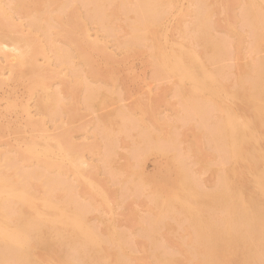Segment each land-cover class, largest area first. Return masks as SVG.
Returning <instances> with one entry per match:
<instances>
[{"label": "rangeland", "instance_id": "rangeland-1", "mask_svg": "<svg viewBox=\"0 0 264 264\" xmlns=\"http://www.w3.org/2000/svg\"><path fill=\"white\" fill-rule=\"evenodd\" d=\"M13 1L12 0L10 1L0 0L3 10L6 12V13L4 12V15L0 13L2 17L4 16V18L0 16V26H1L0 29L1 30L4 29L3 31H6L10 28H13L14 25L17 26L19 24L22 29L24 28L23 37H25L24 38L25 40L27 39L26 41H28L27 42L28 46L26 47H28L29 49L24 48V50L27 51V55L26 57H24L25 60L21 62L20 55H19L20 49H17L11 45H7L8 47H5L4 44H0V47H2V50L0 49V54H1L0 55V68H2L0 69V181H1L0 199L3 198L0 200L1 201L0 205L2 206V207L0 206V208L3 209V210L0 209L1 210L0 212H2V214L4 213L3 215L0 213V218H4L5 220L3 222V219H0V230H1L0 235L6 236V237L4 236V238L3 236L2 237L0 236V241L5 242V243L0 242V244H2L0 246V264H4L5 262L7 264H26L27 262H28L27 264H35V262L37 264H53V262L54 264L55 262L57 264H61L64 261L65 262L68 261L67 259L70 260L68 264H75V263L82 264L81 262H83L84 260L85 261L83 264H95V263L96 264H112V263L113 264L115 263L116 264H174V263L175 264H187L188 262H190L188 264H199L201 261H203L201 262V264L203 263L205 264L206 262L208 263V261L209 262L213 261L211 262L212 264H217V263L218 264H228V263L238 264V262L240 261H241V264H246L247 262H248L247 264H250V263L251 264L252 263L253 264H264L263 263L264 247H262L264 246V239H263L264 232H262L263 235H260L262 233H259L258 232L259 229H256V228H261L260 231L261 230L263 231L264 229V224H263L264 223L263 221L264 219L263 218L264 217L263 215L264 214V211H263L264 210L263 209L264 208V186L260 183V180H257L261 178L262 175L260 174H262V172L264 171V169H262L261 167V166L264 167L263 165L264 159L259 156L261 155L259 154V152L261 151L260 153L263 152L262 156L264 157V150H263L264 149L263 147L264 146V139H263L264 138V128H263L264 118L262 117L264 115L262 114L264 113L262 112L264 111V108H262L264 106V105L262 106V104H264V101H262L264 99L263 97L264 95H262L264 94L263 93L264 89L261 90V88L264 86V83L258 84L264 81L263 79L264 78V74H263L264 58L260 59V53H262L264 57V47H263L264 46L263 45L264 44V35H263L264 34L263 33L264 23H260V24L258 23V21L259 22L264 21L263 20L264 0H245V1L243 0H161L162 2L160 0H145V1L144 0H137V1L136 0H67V1L59 0V2L58 0H46L47 2L45 0H37V1L35 0H13ZM56 1L58 3H56ZM151 1H153V3ZM250 1L254 3L253 4L254 6L251 7L252 3ZM62 2H64L65 4H63ZM117 3H118V6H117ZM256 3L259 5V7H257ZM9 5L13 8L14 11L11 10L12 8H10ZM38 7L41 9H39ZM149 7H152L153 11H151L152 8H149ZM254 7L257 8V9L255 8L257 12L253 10ZM32 8L33 9L37 8V9L33 11ZM42 8L44 9L47 8V10H44ZM245 8H247L249 11ZM241 9H243L244 11ZM159 10H161V12H159ZM251 10L254 11L255 13L252 12ZM36 11L40 17L36 13ZM99 11L101 15L99 14ZM250 11L252 13H250ZM14 12L16 14H14ZM45 12L47 14H45ZM94 12H96L97 15H95L96 13L93 14ZM241 12L242 14H244L243 16ZM5 14L7 16H5ZM133 15H136L134 16L135 18H132ZM34 16L38 17V23L33 24L31 22V19ZM81 16H83L82 20L80 18ZM237 16L239 18H237ZM76 17H77V21L79 24H77ZM6 18L8 19L6 20ZM16 19H17V23L20 20L18 24L15 22ZM5 20H6V23H5ZM9 20L11 23L9 22ZM252 20H255V21L252 22ZM95 21L97 22V24ZM244 21L246 23H244ZM255 22L257 23V25L255 24ZM98 25L100 29H98L99 28ZM246 25H248L247 26L248 28L246 27ZM198 26L201 28L200 30ZM86 27L88 28L86 29ZM173 29H175L174 32L183 31L182 33L184 34L178 33V32L172 33ZM83 31H86V32L88 31V34L86 32L84 33ZM205 31L208 32L207 34L209 35H206ZM82 32L84 33V35L82 34ZM195 32L197 34H195ZM200 32L201 34H199ZM85 35L88 36L86 37L87 39L90 38L88 41L91 40L92 44H89L90 42L86 43L87 39L85 38ZM175 35H177V37ZM182 35H184L183 39H182ZM200 35L201 36L206 35L207 36L206 38L208 39H205L203 36L201 37ZM28 36L29 38H27ZM196 36L201 37V38L198 37L201 43L196 40L197 39ZM173 37L174 38L176 37L179 40L174 39ZM211 37H213L212 40H211ZM84 38H85V41H84ZM195 40L197 41L199 45H196L197 43H195ZM204 40H205V45L207 44L208 45L213 44V45L212 46L210 45L211 47L210 46L207 47L208 46L207 45L204 48ZM217 41L219 43L215 44ZM30 42L32 43V46ZM39 43L41 44L40 46H39ZM169 43L172 45H169ZM86 44L88 45L87 47H86ZM79 45L80 46L83 45V47H80ZM183 45L186 48L183 47ZM219 45L221 48L218 47ZM43 46H45V48ZM169 46L175 47L176 50L173 49V47L171 48ZM54 47H56V49ZM76 47H77V50H76ZM199 47L201 48L198 49ZM31 48L32 50H34L33 52L35 54L37 53L36 55L32 52ZM37 48H42L40 49L41 52H39L40 50ZM178 48L181 50V52H183V54L184 53L186 54L182 55V53H180V50H177ZM202 48L205 52L202 50L203 52L202 51L201 52L203 54H200L199 51ZM6 49H8V51ZM12 49L13 51H11ZM195 49L198 53H196ZM5 50L7 52L10 51L9 54L6 53ZM42 51L46 53L43 54ZM169 51H171L169 55H166L168 53H165V52H169ZM215 51H217L218 54L212 57L213 56L212 54H214ZM259 51L260 53H258ZM12 52H15V53H12ZM94 52L96 53L94 54ZM38 54H40V56L42 57H40ZM163 54H165V56H163ZM189 54L192 55L191 60L188 59L191 56L187 57L189 56ZM199 54L202 57H204V59H206L207 61L202 59V57L200 58ZM209 54H211V56ZM8 55H11V56H8ZM15 55L16 57L19 58L18 60L19 63ZM93 55H95L96 58ZM262 55H261V58H262ZM48 56L49 58H47ZM160 56H162L163 58ZM168 56H170V58H168ZM182 56L187 57L186 59L188 60H186L185 57L183 58ZM160 58H162V60L164 59V61L160 60ZM176 58L180 61L183 67H185L186 69H189V71L191 70L193 71V72L191 71L192 76H193L191 78L193 79L184 78L181 74H180L181 76L179 75L180 78L179 76L175 75V72L173 69L174 66L172 64L175 63ZM193 58L195 60L197 59L196 62ZM48 60L51 62H48ZM189 60L191 61L190 63L184 62V61H189ZM193 61L196 65L198 63L199 67L201 66L200 70L202 72L199 70L198 66L192 63ZM215 61L217 62L215 63ZM256 61L258 62L257 65H256ZM164 62H166L165 64L166 67L164 65ZM99 63H101V65H99ZM110 63L114 67H112ZM160 63H162L163 65ZM167 65L169 66V68H167ZM100 66L102 67L104 66V68ZM211 66L214 72L210 69ZM214 66L218 69L219 72L218 71L216 72V69ZM16 67L19 68V70ZM99 68L101 69L102 73H100ZM103 69H106V70H103ZM54 70L56 71L54 72ZM171 72H172L173 77L170 76ZM220 72L222 73V75ZM260 72H262L263 74L262 77H261ZM215 73H217L216 74L217 76L215 75ZM14 75L16 77H14ZM106 75H109V76H106ZM42 76L44 77V79L42 78ZM197 76L200 79L203 78V80H201V82L200 80L199 81L196 80ZM205 76L207 78L209 76V79L210 78L211 79L210 80L208 79L207 81ZM259 76L261 78H259ZM12 77L14 79H12ZM212 77L217 82L212 80ZM79 78H80V81H78ZM242 78H244L247 82L248 81L249 82L247 83L245 80L244 81L246 83L243 82ZM176 79L178 81L175 83ZM236 79L239 82H236ZM46 80L48 83L46 82ZM189 80H191V82H189ZM77 81H78V84H77ZM211 81H213V83ZM216 83L218 84L216 85ZM219 83H222V84H219ZM27 84H30L31 87ZM257 84L258 86H254ZM41 85L42 86L45 85L43 86L44 88ZM205 86L208 87L210 90L206 88ZM230 86L231 88L233 87H236V88H234L233 90L230 88ZM26 87L28 88L26 89ZM215 87L218 91L214 89ZM237 87L240 89L237 90L238 89ZM34 88H37V89H34ZM51 90H53V92H51ZM220 90L222 91L223 94L221 93ZM260 90L262 91L261 93H260ZM242 91L245 92V94ZM248 92H251V94L250 93L248 94ZM254 92H257V93H254ZM35 93L36 94L38 93V94L36 95ZM44 93H47L45 94L47 95V97L44 96ZM239 93H242L243 95ZM253 93L257 94L259 98H257V96H255ZM218 94L221 96H219ZM222 96L226 98L225 99L226 101L223 100L224 98ZM253 96H255L256 98L255 97L253 98ZM41 97L46 98L48 101L45 99H42ZM43 100H45L46 103H44L45 101ZM57 100H60V102ZM231 100H232V104H230ZM50 101L51 102L54 101V102L51 103ZM39 102H41V104ZM12 103L14 104L13 106H12ZM16 103L17 105L18 104L19 105L16 106ZM220 103L224 104V106L221 105ZM253 103L255 104L254 106H253ZM225 105L226 106L228 105V106L225 107ZM240 105H242V107ZM53 106H56V107H53ZM251 106H253V108H251L250 110ZM260 106L263 110L260 108ZM238 107H240L241 109ZM258 107L260 110H258ZM47 108L49 111L47 110ZM220 108L223 111H221ZM25 109L27 111H25ZM235 109H237L239 113H237ZM246 109L248 111H246ZM46 111L51 116H49L46 113ZM243 111H245L246 113H244ZM221 112L223 113L221 114ZM11 114H13L14 117L13 115L11 116ZM259 114H262V115H259ZM224 115H226L227 117L224 118ZM234 116L238 120H236ZM248 117L251 120L250 119L248 120ZM29 118H32V119H29ZM229 118L230 119L233 118L232 120H235V122L233 123L236 125L231 123L232 121H229L230 120ZM38 120L41 123H43L42 121H44L45 125L44 124L41 125L40 122L38 123ZM220 120L225 121L223 125L224 128L221 127L223 124L221 122L223 121L220 122ZM258 121L260 122V124ZM30 123L32 124L30 125ZM220 123H221V126H220ZM247 124H250V125H247ZM232 125H234L235 127L238 126L237 127L238 129L234 128ZM258 125L262 127H259ZM30 126L32 127L30 128ZM35 126L37 128H34ZM226 126H229L230 128H232V130L228 129ZM241 126L243 128L240 130H243L246 128V130L249 129L248 131L249 133L246 130H243L244 132L238 133V135L242 133L243 134L246 133V135L242 134L240 137V135L239 136L237 135V132L240 131L239 128H241ZM41 127H44V129L46 130H42ZM61 127L63 128L61 129ZM64 127H66L67 130H65ZM16 128L18 130H16ZM22 129L24 130L26 129L25 132L24 130L22 131ZM35 129H37L38 131ZM41 130L43 132H41ZM63 130L65 133L63 132ZM235 130H238V131H235ZM251 131L253 132V134H250L252 133ZM19 132L22 135L19 134ZM67 132H68V137L66 136ZM232 133H235L237 135V138L236 136L234 137ZM249 134L253 135L254 139L251 136H250L251 138H248ZM258 134L259 135L261 134V135L259 136ZM3 136L5 138H3ZM262 136L263 138L261 139ZM40 137L43 138V140L40 139ZM238 137L240 138V140L243 137L245 139L241 141L239 140L238 142L237 141V139H239ZM26 138L28 139V141L26 140ZM231 138L235 141L234 147H236L235 145H237L236 148L233 147L232 145L233 142ZM22 139H24L26 142ZM221 140H222V143H221ZM225 141L227 144L224 143ZM243 141L245 142L242 143ZM248 142H250L249 143L250 145H248ZM66 143H68L69 145L71 144L72 146L70 145L69 147L67 146ZM237 143H239V145ZM65 145L66 147H64ZM57 146H58V149H56ZM224 146H226V148ZM247 146H248V149H247ZM249 146H251V149H249L250 148ZM222 149L224 151H222ZM245 149H247L248 155L244 154ZM33 150L35 151L33 152ZM44 150L46 151V153L42 152ZM77 150H80V151H77ZM250 150H252L251 154H250ZM238 151L240 152L239 154H238ZM69 152L71 153V155ZM78 152H80L81 154H78ZM235 152H236V155H235ZM256 152L258 156L263 159L262 160L263 163L261 162V159L257 157ZM64 153L66 154V156L64 155ZM254 153L256 155H254ZM74 154H76V156ZM233 155H235L234 157L236 156L237 157L233 158L232 157ZM243 155H246V156L244 157ZM240 156L243 158L242 160H246L245 162L247 166L245 165V162L243 163V161H241ZM247 157L249 158L252 157V158L249 159ZM233 159H234V162H233ZM257 159H259L260 161ZM67 160L72 161V162L71 163L67 162ZM74 160H75V163L76 161H78L76 163L77 165L73 163ZM83 162L84 164H86V167L83 164ZM256 162H259V163H256ZM80 163L81 165H79ZM253 163L255 165V168H254ZM240 164L241 166L243 164L245 166L243 165L241 167ZM178 165H181L182 167ZM258 167L260 168V170ZM232 169L235 171H233ZM253 169H255V172ZM58 170H61L62 173H60L61 171H58ZM82 170H85L86 172L84 171L85 172L84 173L82 172ZM239 170H240V173H239ZM64 171H67L66 174L68 175H66ZM243 171H244L245 176L244 174H242ZM68 172H70L71 174ZM227 172L229 173L231 172V173L227 175L228 174ZM251 172H253V175L251 174ZM258 172L259 174L257 175ZM240 174H242V176ZM246 176L248 177V179ZM253 176L257 177L256 179L257 182L254 180L255 178H253ZM239 177L241 179L240 183L242 185L239 183L240 181ZM226 179L230 180V182L227 181ZM248 180H252V181H248ZM236 181L238 182L235 183ZM244 182H247V183H244ZM249 182H253V183L249 184ZM24 184L27 186V188L28 187L29 188L27 189ZM178 184H181V187L176 189ZM235 184H236V187H235ZM246 184H248V186ZM50 185L52 186V188L50 187ZM223 185L226 186L227 188H224ZM82 186H84L85 188L87 187V188L85 189ZM90 186L91 188L93 187V189H91ZM249 186L250 187L253 186L254 188H251L253 190H251ZM261 186L263 189L261 188ZM45 187L47 189L49 188L50 189L47 190ZM256 187L257 189H255ZM221 188L223 192L221 191ZM179 189L181 190L184 189L186 192L182 190L183 193L185 192L183 194L182 191ZM235 189L236 190L239 189V190L235 192ZM242 189L245 192L242 191ZM259 189H261L260 192H259ZM193 190L194 191L196 190V191L193 192ZM219 190L221 193L219 192ZM24 191L26 193L29 192L27 193L28 195H26ZM210 191L211 192L215 191L214 193H212L215 195V197L214 195L212 196ZM247 191L248 193L250 192L249 193L250 195L252 193V195L250 196L248 193L246 195ZM253 191H257V192H253ZM49 192L51 193L49 194ZM177 192L179 194H177ZM201 192L203 193L205 192V194H209L207 195V197L208 196L209 197L211 196V197L210 198L204 197L206 195ZM258 192H259V195H258ZM44 193L45 195H43ZM48 194L50 195L51 198L48 196ZM192 194H193L192 197L189 196ZM198 194H201L200 197ZM234 194L235 196L237 195V197L238 196L239 197L234 198ZM6 195H7V198H6ZM8 195L10 196L12 195L14 200L12 197L10 198ZM29 195L31 197L28 200L27 197ZM40 195L44 197L42 198V196ZM183 195L186 199H184ZM217 195L218 196L223 195V196L218 197ZM227 195L229 198L233 196L231 199L235 201H236V198L239 199L240 202L227 200L228 199L226 197ZM253 195L254 196L256 195V197H254ZM243 196H246V197L249 196L250 198L252 197L251 198L252 200L249 201L250 198L247 197L246 199L249 198L247 202ZM15 197L17 198V200H15ZM216 197L217 199L219 198L220 201L217 200ZM32 198H34L35 201L31 200ZM190 198L191 199L194 198L193 202L194 201L195 202L193 203ZM202 198L204 199V201ZM211 198L214 199L215 203H217V204H214L216 208H214V205H211L213 204L212 203L213 200H211ZM220 198H222V201L224 202V204ZM223 198H225L228 201V204H227V201H225ZM254 198H255V205L254 203L250 204L253 202ZM256 198H258V200H256ZM7 200H10V202L7 203ZM38 200H41L39 201L40 203L38 202ZM216 200L219 201L220 204L219 202H216ZM2 201H4V203H2ZM27 201L31 202L32 204ZM197 201L199 203V204H196L198 208L195 207V203H197ZM259 201L263 203V204H260V207L258 206L260 203ZM54 202H56L55 203L56 206L52 205L54 204ZM181 202L185 204V207H183L184 205L182 206ZM231 202H232V205H230ZM234 202H235V205H234ZM6 203L8 205H6ZM27 203H29L30 208H27V205H26ZM174 203L176 205H174ZM239 203H243V205H239ZM206 204L210 206L207 207ZM236 204H238L240 206L239 208H242V210H238L239 208H238V205ZM246 204L247 206L249 205L250 208L254 210V212L252 210L250 211V209L248 208L249 206L247 207ZM5 205L8 207H6ZM12 205L13 207H11ZM37 205H40V206H37ZM51 205L53 207L50 208ZM162 205L166 206L167 209H164V206ZM221 205H222V208H221ZM228 205L231 208L232 207L234 208L230 209ZM244 205L246 206V208L243 207ZM32 206H35L36 209ZM59 206H61L62 209ZM192 206L195 208H193ZM203 206L206 208H204ZM223 206H226V207L224 208ZM45 207L46 208L48 207V208L45 209ZM64 207L67 208L68 210H66ZM70 207L71 208L73 207L72 212H70L71 211ZM191 207L194 210H192ZM235 207H236V210H234ZM16 208L18 209L16 210ZM74 208L77 211H74ZM202 208L205 210H203ZM53 209H56L57 211L56 212L54 210L55 211V212L53 211L54 214L50 211ZM57 209H59V212ZM186 209H188L187 212H186ZM226 209H228L227 211L229 213L225 211ZM259 209L262 210L263 213L261 212L260 214L259 213L257 214ZM45 210L46 212L49 210L48 213H46ZM190 210L194 212L196 211L198 218L196 216H192V214L194 215L196 213ZM212 210L217 212V214L214 213ZM255 210H257V212ZM18 211L19 212L21 211V214H20L21 218L17 215ZM24 211L27 212L26 215ZM35 212L39 214L37 217L39 220L37 221V218H35L37 222L33 220V216L35 217L37 215L35 214ZM219 212L220 214L222 213L223 214L219 216ZM234 212H236L235 216H234ZM241 212L245 214H242ZM247 212L248 213L250 212V214H248L249 216L246 215ZM80 213L83 214V216L80 215ZM59 214H62L61 217L59 216ZM69 214L73 216H68ZM188 214H191V215H188ZM211 214L214 217H216V215L219 216V217L217 216L216 218L220 220L219 221L220 224L216 218H215L216 220L213 218ZM261 214L263 215V217ZM201 215L205 217V219ZM209 215H210V218H209ZM256 215L257 216L259 215V219L262 220L261 223ZM4 216H6L8 219H6ZM22 216H23V219H22ZM25 216H27V218H29L30 221H32V222L29 221V223L35 224L34 228L32 227L33 224H31L30 227L32 228V230H30L31 228L29 227V223L26 221L29 219H27ZM30 216H32V220ZM52 216H54L55 218L54 217L50 218ZM189 216H192L193 218L195 217L194 218L195 221H197L198 224H202V225L196 224L198 228L196 227V225L194 226V223L196 222H194V219ZM16 217H19V218H16ZM59 217L60 219L62 218L63 220V221L61 220L62 222L60 221V219H58ZM249 217H250V220L252 222L254 221V223L256 224L255 226L253 225L254 223L252 224L253 228H251L252 225H250V223L252 222H250ZM254 217L257 219H255ZM48 218L51 220L50 222H48L49 220ZM65 218H67L66 221H64ZM227 218L229 221L227 220ZM19 219H20V223H19ZM54 219H56V221H54ZM57 219L59 220V223L61 222L60 224L57 222L58 221ZM210 219H213V220H210ZM7 220L9 222H7ZM40 220L42 221L44 220V221L43 222L41 221L40 223H38ZM72 220L76 221V223L73 222L71 223L72 226H67L66 224L70 225L69 221L72 222ZM190 220L192 222H189ZM221 220H223V222L226 220L224 223L226 224V226L223 224ZM256 220H259V221L257 222ZM206 221L209 222L210 224H208ZM211 221H213L212 224H211ZM21 223L23 225L20 226ZM25 223L28 224L29 228L27 227V225H24ZM43 223H44L43 226H45V228L41 227L42 225L40 226V224H43ZM1 224H3V226ZM36 224L40 226L39 230H37L38 228L35 229L36 227H39ZM46 224H48L49 226L47 227ZM54 224L56 227L54 226ZM213 224L215 225L216 228H218L217 230L219 232L221 230L223 234L221 232H220L221 234L217 233L218 231L216 230L215 227H214L215 228L214 230ZM50 225L51 226L53 225V228H51ZM57 226H59V228L61 227L62 230L57 229ZM73 226L76 228V230L75 229L73 230L74 228ZM78 226L81 227L83 232L82 230H80ZM84 226L88 228V230L90 231L89 233L93 236L91 237V239L93 240L94 243L92 241H91L92 242L91 244L89 243L91 239L90 237H88V235L90 236V234L87 232L88 230H84L86 228L83 229ZM201 226H203V228H200ZM20 227L23 228V230H25L26 232H24ZM195 227L201 231L200 232L197 231ZM210 227L213 229H211ZM6 228L7 229L12 228L11 230L13 232L10 230H7ZM204 228H207V229H204ZM246 228H248V230L250 229L249 230L250 234L247 233L248 230ZM3 229L5 230V233H3L4 232ZM222 229H225V230H222ZM228 229H230L231 231ZM253 229L258 230L257 235L255 234L256 231L254 232V234L253 233L251 234V232H253ZM27 230L29 233H27ZM40 230H41V233H40ZM45 230L47 233L45 232ZM47 230L49 231L50 234L48 233ZM67 230L69 234L68 232H66ZM190 230L192 231V233L189 234V232H191ZM244 230H246V232H244ZM186 231H189V232L186 233ZM206 231H208L209 233ZM223 231L224 232L226 231V232L224 233ZM30 232H31V235H30ZM34 232L37 234V237H36L37 239L34 237L36 236V234L33 235ZM86 232L88 233V235ZM213 232L215 233V235L220 236L219 239L221 241L216 238L217 236L216 237L214 236ZM13 233L14 235L21 234L20 236L22 237L18 236L16 239H14L15 237L12 239V236H14ZM55 233L58 235V238H56L57 235ZM85 233L87 235L86 237L88 238V240L87 238L84 237ZM184 233H186L187 235ZM203 233H204V236H202ZM23 234L26 237H24ZM54 234L56 235V237H53ZM77 234L82 239H80V237L77 236ZM241 234L243 236H240ZM61 235L63 236L65 235V236L63 237ZM69 235L71 236L70 239L68 238ZM73 235H76V236H73ZM205 235H208V236H205ZM252 235L253 236L256 235L255 237H258L259 239L252 237ZM201 236L204 240L201 238ZM235 236L237 238L233 239V237ZM250 236L252 237V239L254 238L253 239L254 241L253 240L251 241V246H250V241H249L251 239ZM31 237H34V238H31ZM38 237L41 238V240H39ZM51 237H53L52 240L50 239ZM206 237L207 238L209 237V239L210 238L212 239L213 237H215L216 240L213 239L215 241L214 242L213 240L211 241L207 239ZM230 237L232 238L233 241H238V242H235V243L232 242ZM60 238L63 240L61 241ZM32 239H35L36 242L35 240L32 241ZM64 239L65 240L68 239L69 241L68 240L65 241ZM187 239L188 241H186ZM191 239H193L194 241H192ZM222 239L226 240V241L224 240L226 242V245H223V243L225 242L224 241L222 242ZM241 239H245L246 242ZM255 239L256 240L258 239L257 241L258 243H256ZM5 240H8V243H6L7 241ZM21 240H24V241H21ZM43 240H44V243H43ZM197 240H198V244H196ZM206 240L209 243L210 241L211 243L212 242L213 243L209 244L206 242ZM12 241L15 242L16 244L12 243ZM83 241L86 244H88V246ZM86 241H89V242L87 243ZM203 241L205 244L203 243ZM219 241L221 243H219ZM22 242H24L25 245ZM37 242H38V245H37L38 249H36ZM39 242L41 245L39 244ZM200 242L204 246L207 245V248H204L202 244H201L202 246L200 247L199 246ZM227 242L231 243L230 246L228 245L229 243L227 244ZM261 242L263 243L262 246H261L262 244ZM32 243L34 244L36 243L35 247L33 246ZM215 243H218V246L214 245ZM51 244H53L54 246ZM195 244L198 247H196ZM256 244L257 245L259 244V245L257 246ZM9 245L11 246L8 247ZM14 245H16V249L15 247H13ZM254 245H256V247ZM20 246L21 248L22 246H24V248L27 247V249L25 248L27 252H25L24 248H22L23 251L20 250L24 253V257H23V253L19 252L18 250L20 249ZM58 246H60L61 248ZM215 246L217 249L215 248ZM221 246L223 247L224 250L226 249L225 252ZM246 246L247 247L250 246L249 249H247ZM5 247L6 248L8 247V248L5 249ZM190 247H192L194 250ZM226 247L227 248L232 247V248L231 249L229 248L230 249L229 250ZM254 247L255 249L258 247V249L255 250L253 249ZM9 248L11 250H9ZM219 248L222 250H218ZM236 248H237V252H236ZM259 248H261V250ZM29 249H31V251ZM61 249L63 250L61 251ZM196 249L200 252H198ZM214 249L215 251H212ZM240 249H242L243 251H241ZM12 250L14 253H12ZM201 250L203 251L205 250L206 253L208 251L207 254H209V251L212 253L207 255L205 252L203 253ZM6 251H8L7 255H6ZM16 251L19 252L18 256H21L22 259L20 257H17ZM51 251L54 253L57 252L55 254L56 256ZM58 251L59 253H64L65 257L67 258H64L63 257L64 255L63 256L61 254L59 255ZM246 251H248L249 254L246 253ZM253 251L254 252L257 251L256 252L257 254L254 255ZM9 252H10V255H9ZM214 252L215 253L217 252V253L215 254ZM163 253H164V256H163ZM170 253H174L175 255L170 254ZM240 253H244L243 255H245V257L243 255H240ZM25 254H28V256L26 257ZM166 254L169 257H167ZM211 254L212 255L214 254L213 256L215 257H213ZM250 254L253 257L249 256ZM67 255H70V256H67ZM73 255H75L76 258ZM158 255H159V258H157ZM170 255L171 256L173 255L172 258ZM186 255L188 257L187 258L188 260L186 259ZM9 256L11 259H9ZM14 256H16L15 258L16 260L13 259ZM191 256L192 258H190ZM207 256L209 257L211 256L210 257L211 259L209 260L208 259L209 257L207 258ZM254 256H257V259L263 257L261 259L262 261L256 260L255 259L256 257ZM180 257H183L182 258L183 260ZM202 257L203 258L206 257V258L203 259ZM60 258L62 259V261L58 260L59 262L58 263L57 259H60ZM74 258H75V261H74ZM84 258H86L87 261ZM107 258L109 261L107 260ZM213 258L215 259V263H214ZM163 259H165L164 260L165 262H163ZM250 259H251V262L249 261ZM11 260L12 261L14 260V261L12 262ZM28 260H31L32 262L30 261L31 263H29ZM78 260H80V262ZM193 260L195 261L193 262ZM216 260L217 261L221 260V261L217 262ZM243 260H245L244 261L245 263H243ZM252 260H254V262ZM186 261L188 262L186 263Z\"/></svg>", "mask_w": 264, "mask_h": 264}, {"label": "bare ground", "instance_id": "bare-ground-1", "mask_svg": "<svg viewBox=\"0 0 264 264\" xmlns=\"http://www.w3.org/2000/svg\"><path fill=\"white\" fill-rule=\"evenodd\" d=\"M8 1H10V0H8ZM12 1H13V0H12ZM35 1H37V0H35ZM45 1H46V0H45ZM60 1H61V0H60ZM63 1H64V0H63ZM66 1H67V0H66ZM66 1H65V2H66ZM136 1H137V0H136ZM144 1H145V0H144ZM160 1H161V0H160ZM243 1H245V0H243ZM13 2H14V1H13ZM22 2H23V1H22ZM24 2H25V1H24ZM46 2H47V1H46ZM58 2H59V0H58ZM58 2L56 1V3H58ZM151 2L153 3V1H151ZM157 2H158V1H157ZM161 2H162V1H161ZM192 2H193V1H192ZM192 2H191V3H192ZM250 2L252 3V1H250ZM254 2H255V1H254ZM256 2H258V1H256ZM259 2H261V1H259ZM4 3H5V2H4ZM7 3H8V2H7ZM20 3H21V1H20ZM27 3H28V2H27ZM62 3L65 4L64 2H62ZM131 3H132V2H131ZM193 3H194V2H193ZM5 4H6V3H5ZM12 4H13V3H12ZM29 4H30V3H29ZM33 4H34V2H33ZM45 4H46V3H45ZM47 4H48V3H47ZM85 4H86V3H85ZM121 4H122V2H121ZM132 4H133V3H132ZM137 4H138V3H137ZM140 4H141V3H140ZM145 4H146V3H145ZM147 4H148V3H147ZM243 4H244V3H243ZM245 4H246V3H245ZM253 4H254V3L251 4V7L254 6ZM256 4H257V3H256ZM259 4H260V3H259ZM3 5H4V4H3ZM15 5H16V4H15ZM86 5H87V4H86ZM119 5H120V3H119ZM141 5H142V4H141ZM163 5H164V4H163ZM22 6H23V5H22ZM22 6H21V7H22ZM47 6H48V5H47ZM55 6H56V5H55ZM117 6H118V3H117ZM137 6H138V5H137ZM148 6H149V5H148ZM155 6H156V5H155ZM157 6H158V5H157ZM244 6H245V5H244ZM255 6H256V5H255ZM9 7L12 8L10 5H9ZM14 7H15V6H14ZM21 7H19V8H21ZM30 7H31V5H30ZM30 7H29V8H30ZM48 7H49V6H48ZM139 7H140V6H139ZM240 7H241V6H240ZM257 7H259L258 4H257ZM6 8H7V7H6ZM38 8H39V7H38ZM83 8H84V7H83ZM85 8H86V7H85ZM149 8H152V7H149ZM191 8H192V7H191ZM255 8H256V7H254L253 10H255ZM260 8H261V7H260ZM4 9H5V8H4ZM26 9H27V8H26ZM32 9H33V8H32ZM36 9H37V8L33 9V11H35ZM39 9H41V8H39ZM42 9H44V8H42ZM63 9H64V7H63ZM97 9H99V8H97ZM97 9H96V11H97ZM135 9H136V8H135ZM157 9H158V8H157ZM159 9H161V8H159ZM164 9H165V8H164ZM245 9H247V8H245ZM251 9H252V8H251ZM256 9H257V8H256ZM11 10H13V8H12ZM44 10H47V8L44 9ZM155 10H156V9H155ZM241 10H243V9H241ZM241 10H240V11H241ZM247 10H248V9H247ZM13 11H14V10H13ZM37 11H38V10H37ZM37 11H36V13H37ZM133 11H134V10H133ZM144 11H145V10H144ZM151 11H153V8H152ZM189 11H190V9H189ZM243 11H244V10H243ZM248 11H249V10H248ZM251 11H252V10H251ZM251 11H250V13L254 12V11H252V12H251ZM255 11L257 12V10H255ZM258 11H259V10H258ZM4 12H5V11L3 10V7H2V5H1V3H0V13L4 15ZM49 12H50V11H49ZM84 12H86V11H84ZM90 12H91V10H90ZM101 12H102V11H101ZM146 12H148V11H146ZM157 12H158V11H157ZM159 12H161V10H159ZM193 12H194V11H193ZM246 12H247V11H246ZM259 12H260V11H259ZM259 12H258V13H259ZM5 13H6V12H5ZM11 13H12V12H11ZM23 13H24V11H23ZM95 13H96V12H94L93 14H95ZM152 13H153V12H152ZM191 13H192V11H191ZM254 13H255V12H254ZM263 13H264V12H263ZM14 14H16V13L14 12ZM17 14H18V12H17ZM37 14H38V13H37ZM40 14H41V13H40ZM42 14H43V13H42ZM45 14H47V13L45 12ZM87 14H88V12H87ZM99 14H100V11H99ZM132 14H133V13H132ZM148 14H149V13H148ZM154 14H155V13H154ZM241 14H242V12H241ZM248 14H249V13H248ZM259 14H260V13H259ZM10 15H12V14H10ZM19 15H20V13H19ZM30 15H31V14H30ZM91 15H92V14H91ZM95 15H97V13H96ZM100 15H101V14H100ZM100 15H99V16H100ZM144 15H145V14H144ZM151 15H152V14H151ZM194 15H195V14H194ZM194 15H193V16H194ZM243 15H244V14H242V16H243ZM250 15H252V14H250ZM0 16H1V15H0ZM5 16H7V15L5 14ZM14 16H15V15H14ZM21 16H22V15H21ZM28 16H29V15H28ZM38 16H39V14H38ZM43 16H44V15H43ZM68 16H69V15H68ZM68 16H67V17H68ZM74 16H75V15H74ZM131 16H132V15H131ZM134 16H136V15H133L132 18H135ZM242 16H241V17H242ZM247 16H248V15H247ZM247 16H246V17H247ZM258 16H259V15H258ZM258 16H257V17H258ZM1 17H2V16H1ZM29 17H30V16H29ZM29 17H28V18H29ZM39 17H40V16H39ZM41 17H42V16H41ZM63 17H64V16H63ZM82 17H83V16L80 17L81 20L83 19ZM137 17H138V16H137ZM244 17H245V16H244ZM2 18H4V16H3ZM10 18H11V17H10ZM10 18H9V19H10ZM16 18H17V17H16ZM22 18H23V17H22ZM64 18H65V17H64ZM68 18H69V17H68ZM74 18H75V17H74ZM148 18H149V17H148ZM237 18H239V17L237 16ZM262 18H263V17H262ZM7 19H8V18H6V20H7ZM11 19H12V18H11ZM19 19H20V18H19ZM40 19H42V18H40ZM43 19H44V18H43ZM70 19H71V17H70ZM145 19H146V18H145ZM196 19H197V18H196ZM6 20H5V23H6ZM24 20H25V19H24ZM73 20H74V19H73ZM98 20H99V19H98ZM150 20H151V19H150ZM198 20H199V18H198ZM232 20H233V19H232ZM240 20H241V19H240ZM255 20H256V19H255ZM255 20H252V22H254ZM257 20H258V19H257ZM263 20H264V18H263ZM3 21H4V20H3ZM14 21H15V20H14ZM19 21H20V20H19ZM19 21H18V23H19ZM27 21H28V20H27ZM61 21H62V20H61ZM66 21H67V20H66ZM76 21H77V17H76ZM84 21H85V20H84ZM147 21H149V20H147ZM147 21H146V22H147ZM201 21H202V19H201ZM238 21H239V20H238ZM250 21H251V19H250ZM9 22H10V20H9ZM15 22L17 23V19H16ZM21 22H22V20H21ZM31 22H32L33 24L38 23V17L34 16V17L31 19ZM59 22H60V21H59ZM62 22H63V21H62ZM64 22H65V21H64ZM79 22H80V20H79ZM95 22H96V21H95ZM197 22H198V21H197ZM10 23H11V22H10ZM18 23H17V24H18ZM182 23H183V22H182ZM198 23H199V22H198ZM200 23H202V22H200ZM240 23H241V22H240ZM244 23H246V22L244 21ZM248 23H249V22H248ZM258 23H259V24H260V23H264V21H263V22H262V21H261V22L258 21ZM77 24H79L78 21H77ZM96 24H97V22H96ZM98 24H99V23H98ZM242 24H243V22H242ZM255 24L257 25L256 22H255ZM18 25H19V24H18ZM18 25H17V26L14 25L13 28H10V29H8V30H6V31H3L4 29H3V30L0 29V44H4L5 47H8L7 45H11V46H13V47H15V48H17V49H20V54H19V55H20V61L23 62V61L25 60L24 57H26V55H27V51H25L24 48H27V49H29V48L26 47V46H28V45H27V44H28V43H27L28 41H26L27 39L25 40V39H24L25 37H23V36H24V35H23L24 28L22 29L21 26H20V25L18 26ZM100 25H101V24H100ZM201 25H202V24H201ZM253 25H254V23H253ZM6 26H7V25H6ZM22 26H23V25H22ZM43 26H44V25H43ZM43 26H42V28H43ZM78 26H79V25H78ZM86 26H87V24H86ZM177 26H179V25H177ZM177 26H176V27H177ZM228 26H229V25H228ZM230 26H231V25H230ZM232 26H233V25H232ZM247 26H248V25H246V27H247ZM250 26H251V25H250ZM23 27H24V26H23ZM28 27H29V26H28ZM35 27H36V26H35ZM83 27H84V26H83ZM98 27H99V25H98ZM98 27H97V28H98ZM183 27H184V26H183ZM198 27H199V26H198ZM226 27H227V26H226ZM246 27H245V28H246ZM261 27H263V26H261ZM0 28H1V26H0ZM8 28H9V27H8ZM78 28H79V27H78ZM87 28H88V27H86V29H87ZM102 28H103V27H102ZM190 28H191V27H190ZM196 28H197V27H196ZM196 28H195V29H196ZM202 28H203V26H202ZM230 28H231V27H230ZM247 28H248V27H247ZM6 29H7V28H6ZM30 29H31V28H30ZM34 29H35V28H34ZM82 29H83V28H82ZM89 29H90V28H89ZM98 29H100V27H99ZM103 29H104V28H103ZM177 29H178V28H177ZM180 29H181V28H180ZM183 29H184V28H183ZM200 29H201V28L199 27V30H200ZM242 29H243V28H242ZM256 29H257V28H256ZM101 30H102V29H101ZM174 30H175V29H173L172 33L174 32ZM196 30H197V29H196ZM196 30H195V31H196ZM228 30H230V29H228ZM248 30H249V29H248ZM28 31H29V30H28ZM83 32L85 33L86 31H83ZM83 32H82V34L84 35ZM176 32H178V31H175L174 33H176ZM182 32H183V31H182ZM182 32L179 31L178 33H182ZM205 32H206V31H205ZM28 33H29V32H28ZM86 33L88 34V31H87ZM207 33H208V32H206V35H209V34H207ZM263 33H264V32H263ZM87 34H86V35H87ZM182 34H184V33H182ZM195 34H197V33L195 32ZM199 34H201V32H200ZM25 35H26V33H25ZM28 35H29V34H28ZM83 35H82V36H83ZM86 35H85V38L88 37V36H86ZM179 35H181V34H179ZM206 35H204V36L202 35V36H203L205 39H208V38H206V37H207ZM263 35H264V34H263ZM175 36L177 37V35H175ZM183 36H184V35H182V39H183ZM194 36H195V35H194ZM200 36H201V35H200ZM202 36H201V37H202ZM31 37H32V36H31ZM176 37H175V38L173 37V38L179 40V39L176 38ZM178 37H179V36H178ZM196 37H197V39H196V38H195V39H196L197 41H199V38H201V37H199V36H196ZM198 37H199V38H198ZM214 37H215V36H214ZM217 37H218V36H217ZM27 38H29V36H28ZM35 38H36V37H35ZM85 38H84V41H85ZM184 38H185V37H184ZM212 38H213V37H211V40H212ZM215 38H216V37H215ZM80 39H82V38H80ZM86 39H87V38H86ZM89 39H90V38H89ZM89 39H87L86 43H87V42H88V43L90 42L89 44H92L91 40L88 41ZM217 39H219V38H217ZM196 40H195V43H197ZM201 40H202V39H201ZM209 40H210V39H209ZM30 41H31V40H30ZM80 41H81V40H80ZM185 41H187V40H185ZM185 41H184V42H185ZM202 41H203V40H202ZM206 41H207V40H206ZM214 41H215V40H214ZM34 42H35V41H34ZM34 42H33V43H34ZM82 42H83V41H82ZM172 42H173V41H172ZM174 42H175V41H174ZM199 42H200V41H199ZM207 42H208V41H207ZM30 43H31V42H30ZM35 43H36V42H35ZM78 43H79V42H78ZM176 43H178V42H176ZM180 43H181V42H180ZM186 43H187V42H186ZM195 43H194V45H195ZM200 43H201V42H200ZM209 43H210V42H209ZM217 43H219V42L217 41L215 44H217ZM258 43H259V42H258ZM37 44H38V43H37ZM182 44H184V43H182ZM206 44H207V43H206ZM215 44H214V45H215ZM262 44H263V43H262ZM33 45H34V44H33ZM40 45H41V44L39 43V46H40ZM169 45H172V44L169 43ZM187 45H188V44H187ZM196 45H199V44L197 43ZM207 45H208V44H207ZM207 45H205V40H204V48H205ZM210 45L212 46L213 44H209L207 47H209ZM263 45H264V44H263ZM11 46H9V47H11ZM31 46H32V43H31ZM31 46H30V47H31ZM79 46H80V45H79ZM84 46H85V45H84ZM87 46H88V45L86 44V47H87ZM89 46H91V45H89ZM101 46H102V45H101ZM174 46H176V45H174ZM178 46H179V45H178ZM200 46H201V45H200ZM202 46H203V45H202ZM211 46H210V47H211ZM258 46H260V45H258ZM21 47H22L23 49H22ZM43 47L45 48V46H43ZM56 47H57V46H56ZM56 47H54V48L56 49ZM80 47H83V45L80 46ZM169 47H171V46H169ZM172 47H173V46H172ZM172 47H171V48H172ZM183 47H185V46L183 45ZM187 47H188V46H187ZM218 47L221 48L220 45H219ZM263 47H264V46H263ZM263 47H262V48H263ZM33 48H34V46H33ZM44 48H43V49H44ZM105 48H106V47H105ZM105 48H104V49H105ZM171 48H170V49H171ZM176 48H177V47H176ZM179 48H180V47H179ZM179 48H178L177 50H180ZM185 48H186V47H185ZM189 48H190V46H189ZM191 48H192V47H191ZM200 48H201V47H199L198 49H200ZM0 49L2 50V47H0ZM17 49H16V50H17ZM37 49L40 50V49H42V48H37ZM46 49H47V48H46ZM82 49H83V48H82ZM90 49H91V48H90ZM90 49H89V50H90ZM170 49H169V50H170ZM173 49H175V47H173ZM196 49H197V48H196ZM196 49H195V51H196ZM206 49H207V48H206ZM257 49H258V48H257ZM3 50H4V49H3ZM6 50L8 51V49H6ZM6 50H5V51H6ZM21 50H22V51H21ZM31 50H32V48H31ZM31 50H30V51H31ZM44 50H45V49H44ZM76 50H77V47H76ZM83 50H84V49H83ZM165 50H166V49H165ZM165 50H164V51H165ZM175 50H176V49H175ZM190 50H191V49H190ZM190 50H189V51H190ZM192 50H193V49H192ZM202 50H203V48L199 51L200 54H203L202 52H203L204 50H203V51H202ZM208 50H209V49H208ZM219 50H221V49H219ZM7 51H6V53L9 54L10 51H9V52H7ZM11 51H13V49H12ZM33 51H34V50H32V52H33ZM52 51H53V50H52ZM90 51H91V50H90ZM90 51H89V52H90ZM185 51H186V50H185ZM201 51H202V52H201ZM206 51H207V50H206ZM257 51H258V50H257ZM28 52H29V51H28ZM35 52H36V51H35ZM39 52H41V50H40ZM42 52H43V51H42ZM56 52H57V50H56ZM60 52H61V51H60ZM80 52H81V51H80ZM92 52H93V51H92ZM100 52H101V51H100ZM170 52H171V51H169V52H165V53H168V54H166V55H169ZM186 52H187V51H186ZM190 52H191V51H190ZM193 52H194V51H193ZM204 52H205V51H204ZM12 53H15V52H12ZM18 53H19V52H18ZM30 53H31V52H30ZM33 53H34V52H33ZM44 53H46V52H43V54H44ZM48 53H49V52H48ZM53 53H54V52H53ZM58 53H59V52H58ZM61 53H62V52H61ZM82 53H84V52H82ZM87 53H88V52H87ZM95 53H96V52H94V54H95ZM161 53H162V52H161ZM176 53H177V52H176ZM180 53H182V55L186 54V53L183 54V52H181V50H180ZM196 53H198V52L196 51ZM207 53H208V52H207ZM209 53H210V52H209ZM211 53H212V51H211ZM215 53H216V54H215ZM215 53L212 54V55H213L212 57H214V55H217V54H218L217 51H215ZM258 53H260V51H259ZM34 54H35V53H34ZM34 54H33V55H34ZM36 54H37V53H36ZM36 54H35V55H36ZM89 54H91V53H89ZM97 54H98V53H97ZM97 54H96V55H97ZM200 54H199V55H200ZM0 55H1V54H0ZM11 55H13V54H11ZM11 55H8V56H11ZM30 55H31V54H30ZM38 55L40 56V54H38ZM38 55H37V57H38ZM84 55H85V54H84ZM98 55H99V54H98ZM159 55H160V54H159ZM204 55H205V54H204ZM204 55H203V56H204ZM209 55L211 56V54H209ZM220 55H221V54H220ZM261 55H262V53H260V59H263L264 57H263V55H262V58H261ZM46 56H47V55H46ZM85 56H86V55H85ZM85 56H84V57H85ZM93 56H95V55H93ZM163 56H165V54H163ZM177 56H178V55H177ZM180 56H181V55H180ZM190 56H191V57H190ZM196 56H197V54H196ZM207 56H208V55H207ZM15 57H16V55H15ZM40 57H42V56H40ZM65 57H66V55H65ZM100 57H102V56H100ZM100 57H99V58H100ZM160 57H162V56H160ZM182 57H183V56H182ZM184 57H185V56H184ZM184 57H183V58H184ZM187 57H190V58H188V59L191 60L192 55L189 54V56H187ZM187 57H185V59H186ZM193 57H194V56H193ZM201 57H202V56L200 55V58H201ZM212 57H211V58H212ZM218 57H219V56H218ZM16 58H17V61H18L19 58H18V57H16ZM27 58H28V57H27ZM47 58H49V56H48ZM54 58H55V57H54ZM95 58H96V56H95ZM162 58H163V57H162ZM162 58H160V60H162ZM168 58H170V56H168ZM171 58H172V57H171ZM174 58H175V57H174ZM219 58H220V57H219ZM12 59H13V58H12ZM103 59H104V58H103ZM106 59H107V58H106ZM108 59H109V58H108ZM166 59H167V58H166ZM188 59H186V60H188ZM193 59H194V58H193ZM202 59H204V57H202ZM258 59H259V58H258ZM110 60H111V59H110ZM169 60H170V59H169ZM183 60H184V59H183ZM190 60H189V61H184V62H186V63L189 62V63H190V62H191ZM194 60H195V59H194ZM196 60H197V59H196ZM196 60H195V62H196ZM204 60H206V59H204ZM204 60H203V61H204ZM255 60H256V58H255ZM29 61H30V60H29ZM58 61H59V59H58ZM100 61H101V60H100ZM102 61H103V60H102ZM106 61H108V60H106ZM162 61H164V59H163ZM206 61H207V60H206ZM206 61H205V62H206ZM212 61H213V60H212ZM260 61H261V60H260ZM260 61H259V62H260ZM25 62H26V61H25ZM45 62H46V61H45ZM48 62H51V61L48 60ZM158 62H159V61H158ZM167 62H168V61H167ZM216 62H217V61H215V63H216ZM14 63H15V61H14ZM18 63H19V61H18ZM56 63H57V62H56ZM87 63H88V62H87ZM104 63H105V62H104ZM104 63H103V64H104ZM107 63H108V62H107ZM172 63H173V61H172ZM192 63H194V61H193ZM199 63H200V61H199ZM215 63H214V64H215ZM257 63H258V62L256 61V65H257ZM20 64H21V63H20ZM29 64H30V63H29ZM46 64H47V63H46ZM108 64H109V63H108ZM108 64H107V65H108ZM110 64H111V63H110ZM160 64H162V63H160ZM165 64H166V62H164V65H165ZM194 64H195V63H194ZM212 64H213V62H212ZM212 64H210V65H212ZM21 65H22V64H21ZM51 65H52V64H51ZM51 65H50V66H51ZM99 65H101V63H99ZM111 65H112V64H111ZM117 65H118V64H117ZM117 65H116V66H117ZM162 65H163V64H162ZM170 65H171V64H170ZM172 65L174 66L173 69H174L175 75L179 76V75L181 74L184 78L193 79V78H191V77H193V76H192V72H193V71L191 70V71H192V72H191V71H189V69H186L185 67H183V66L181 65L180 61H179L177 58H176L175 63H173ZM172 65H171V66H172ZM190 65H191V64H190ZM195 65H196V64H195ZM199 65H200V64H199ZM263 65H264V64H263ZM104 66H105V65H104ZM104 66H103V67L100 66V67L104 68ZM187 66H188V65H187ZM196 66H198V63H197ZM208 66H209V65H208ZM208 66H207V67H208ZM23 67H24V66H23ZM105 67H106V66H105ZM112 67H114V66L112 65ZM165 67H166V65H165ZM200 67H201V66H200ZM200 67L198 66L199 70H200ZM205 67H206V66H205ZM209 67H210V66H209ZM214 67H215V66H214ZM263 67H264V66H263ZM263 67H262V68H263ZM16 68H17V67H16ZM50 68H51V67H50ZM108 68H109V67H108ZM167 68H169L168 65H167ZM190 68H191V67H190ZM192 68H193V67H192ZM0 69H2V68H0ZM17 69L19 70V68H17ZM99 69H100V68H99ZM201 69H202V68H201ZM210 69L212 70V66H211ZM215 69H216V72H217L218 69H217L216 67H215ZM215 69H214V70H215ZM259 69H260V68H259ZM263 69H264V68H263ZM18 70H17V71H18ZM47 70H48V69H47ZM103 70H106V69H103ZM108 70H109V69H108ZM167 70H168V69H167ZM193 70H194V69H193ZM260 70H261V69H260ZM260 70H259V71H260ZM55 71H56V70H54V72H55ZM111 71H112V70H111ZM113 71H114V70H113ZM168 71H169V70H168ZM171 71H172V70H171ZM200 71H201V70H200ZM212 71H213V70H212ZM257 71H258V70H257ZM263 71H264V70H263ZM10 72H11V71H10ZM43 72H44V71H43ZM57 72H58V71H57ZM105 72H106V71H105ZM201 72H202V71H201ZM203 72H204V70H203ZM205 72H206V71H205ZM213 72H214V71H213ZM213 72H211V73H213ZM218 72H219V71H218ZM51 73H52V71H51ZM100 73H102V72H101V69H100ZM107 73H108V72H107ZM109 73H110V72H109ZM176 73H177V74H176ZM220 73H221V72H220ZM256 73H257V72H256ZM260 73H261V77H262V75L264 74V72H263V74H262V72H260ZM43 74H44V73H43ZM54 74H55V73H54ZM56 74H57V73H56ZM111 74H112V73H111ZM170 74H171L170 76H172V72H171ZM196 74H198V73H196ZM216 74H217V73H215V75H216ZM12 75H13V74H12ZM38 75H39V73H38ZM109 75H110V74H109ZM109 75H106V76H109ZM173 75H174V74H173ZM181 75H180V76H181ZM194 75H195V74H194ZM212 75H213V74H212ZM215 75H214V77H215ZM218 75H219V74H218ZM221 75H222V73H221ZM43 76H44V75H43ZM43 76H42V78L44 79ZM70 76H71V74H70ZM180 76H179V78H180ZM216 76H217V75H216ZM14 77H16V76L14 75ZM17 77H18V76H17ZM37 77H38V76H37ZM40 77H41V76H40ZM114 77H115V76H114ZM114 77H113V79H114ZM172 77H173V76H172ZM183 77H182V78H183ZM194 77H195V76H194ZM205 77H206V76H205ZM255 77H256V75H255ZM261 77L259 76V78H261ZM18 78H19V77H18ZM45 78H47V77H45ZM49 78H51V77H49ZM49 78H48V79H49ZM71 78H72V77H71ZM107 78H108V77H107ZM201 78H202V77H201ZM257 78H258V76H257ZM12 79H14V78L12 77ZM174 79H175V78H174ZM206 79H207V81H208L209 76H208V78L206 77ZM210 79H211V78H210ZM210 79H209V80H210ZM218 79H219V77H218ZM221 79H222V78H221ZM221 79H220V80H221ZM238 79H239V78H238ZM263 79H264V78H263ZM19 80H20V79H19ZM19 80H18V82H19ZM51 80H52V79H51ZM111 80H112V79H111ZM179 80H180V79H179ZM196 80H198V81L200 80V82H201V80H203V78L200 79V78H198V76H197V79H196ZM212 80H214L213 77H212ZM220 80H219V81H220ZM242 80H243V82L246 81L244 78H242ZM244 80H245V81H244ZM255 80H256V79H255ZM255 80H254V81H255ZM259 80H260V79H259ZM13 81H14V80H13ZM22 81H23V80H22ZM44 81H45V80H44ZM69 81H70V79H69ZM69 81H68V82H69ZM78 81H80V78H79ZM78 81H77V84H78ZM108 81H109V80H108ZM112 81H113V80H112ZM177 81H178V80L176 79L175 83H176ZM182 81H184V80H182ZM182 81H181V82H182ZM185 81H186V79H185ZM187 81H188V80H187ZM214 81H216V80H214ZM251 81H253V80H251ZM256 81H257V80H256ZM261 81H263V80H261ZM261 81H260V82H261ZM42 82H43V81H42ZM46 82H47V80H46ZM83 82H84V81H83ZM189 82H191V80H189ZM192 82H194V81H192ZM209 82H210V81H209ZM211 82L213 83V81H211ZM216 82H217V81H216ZM220 82H221V81H220ZM236 82H239V81H237V79H236ZM246 82H247V81H246ZM246 82H245V83H246ZM248 82H249V81H248ZM248 82H247V83H248ZM257 82H258V81H257ZM257 82H256V83H257ZM20 83H21V82H20ZM39 83H40V81H39ZM44 83H45V82H44ZM47 83H48V82H47ZM195 83H196V81H195ZM202 83H203V82H202ZM241 83H242V82H241ZM256 83H254V84H256ZM263 83H264V81L261 82V83H258V84H263ZM21 84H22V83H21ZM30 84H31V83H30ZM30 84H27V85L30 86ZM205 84H206V83H205ZM210 84H211V83H210ZM214 84H215V83H214ZM217 84H218V83H216V85H217ZM219 84H222V83H219ZM239 84H240V83H239ZM243 84H244V83H243ZM252 84H253V83H252ZM258 84H257V85H254V86H258ZM37 85H39V84H37ZM37 85H36V86H37ZM48 85H49V84H48ZM241 85H242V84H241ZM245 85H246V84H245ZM245 85H244V86H245ZM248 85H249V84H248ZM29 86H28V87H29ZM33 86H34V85H33ZM33 86H32V87H33ZM41 86H42V85H41ZM41 86H40V87H41ZM43 86H45V85H43ZM43 86H42V87H43ZM212 86H213V84H212ZM220 86H221V85H220ZM233 86H234V84H233ZM233 86H232V87H233ZM237 86H238V85H237ZM249 86H250V85H249ZM251 86H252V85H251ZM254 86H253V88H254ZM28 87H26V89H27ZM30 87H31V86H30ZM42 87H41V88H42ZM190 87H191V86H190ZM192 87H193V86H192ZM205 87H206V86H205ZM216 87H218V86H216ZM216 87H215L214 89H216ZM238 87H239V86H238ZM238 87H237V88H238ZM247 87H248V86H247ZM261 87H262V86H261ZM263 87H264V86H263ZM263 87L261 88V90L264 89ZM43 88H44V87H43ZM46 88H48V87H46ZM63 88H64V87H63ZM206 88H208V87H206ZM230 88H231V86H230ZM230 88H229V89H230ZM234 88H236V87H233V88H231V89L234 90ZM251 88H252V87H251ZM256 88H257V87H256ZM29 89H31V88H29ZM34 89H37V88H34ZM208 89H209V88H208ZM239 89H240V88H238L237 90H239ZM246 89H247V88H246ZM258 89H259V87H258ZM258 89H257V90H258ZM32 90H33V89H32ZM65 90H66V88H65ZM65 90H64V91H65ZM199 90H200V89H199ZM209 90H210V89H209ZM216 90H217V89H216ZM237 90H236V91H237ZM244 90H245V88H244ZM244 90H243V91H244ZM261 90H260V93L262 92ZM29 91H30V90H29ZM64 91H63V93H64ZM217 91H218V90H217ZM220 91H221V90H220ZM220 91H219V92H220ZM243 91H242V92H243ZM246 91H248V90H246ZM252 91H253V90H252ZM252 91H251V92H252ZM254 91H255V90H254ZM258 91H259V90H258ZM258 91H257V92H258ZM263 91H264V90H263ZM45 92H46V90H45ZM48 92H49V90H48ZM51 92H53V90H51ZM65 92H66V91H65ZM240 92H241V91H240ZM251 92H248V94H249V93L251 94ZM257 92H254V93H257ZM221 93H222V91H221ZM230 93H231V92H230ZM243 93L245 94V92H243ZM254 93H253V94H254ZM263 93H264V92H263ZM35 94H36V93H35ZM37 94H38V93H37ZM37 94H36V95H37ZM45 94H47V93H44V96L47 97V95H45ZM58 94H60V93H58ZM189 94H190V93H189ZM222 94H223V93H222ZM239 94H242V93H239ZM239 94H238V96H239ZM246 94H247V93H246ZM41 95H42V94H41ZM62 95H63V94H62ZM218 95H219V94H218ZM233 95H234V94H233ZM242 95H243V94H242ZM254 95L257 96V94H254ZM259 95H260V94H259ZM262 95H264V94H262ZM28 96H29V95H28ZM32 96H33V95H32ZM32 96H31V97H32ZM188 96H189V95H188ZM219 96H221V95H219ZM223 96H224V95H223ZM223 96H222V97H223ZM245 96H246V95H245ZM251 96H252V95H251ZM255 96H253V98H254ZM49 97H50V96H49ZM189 97H190V96H189ZM210 97H211V96H210ZM212 97H213V96H212ZM217 97H218V96H217ZM222 97H221V98H222ZM224 97H225V96H224ZM224 97H223V98H224ZM263 97H264V96H263ZM29 98H30V97H29ZM41 98L47 100L46 98H43V97H41ZM51 98H52V97H51ZM57 98H58V97H57ZM223 98H222V99H223ZM243 98H244V97H243ZM249 98H250V97H249ZM255 98H256V97H255ZM257 98H259V97L257 96ZM34 99H35V98H34ZM49 99H50V98H49ZM93 99H94V98H93ZM215 99H216V98H215ZM225 99H226V98H224L223 100H225ZM227 99H228V98H227ZM251 99H252V98H251ZM261 99H262V98H261ZM45 100H43V101H45ZM54 100H55V99H54ZM223 100H222V101H223ZM252 100H253V99H252ZM255 100H257V99H255ZM47 101H48V100H47ZM57 101L60 102V100H57ZM225 101H226V100H225ZM228 101H229V100H228ZM228 101H227V102H228ZM243 101H244V100H243ZM262 101H264V99H263ZM262 101H261V102H262ZM50 102H51V101H50ZM53 102H54V101H53ZM53 102H51V103H53ZM236 102H238V101H236ZM259 102H260V101H259ZM39 103L41 104V102H39ZM42 103H43V102H42ZM44 103H46V101H45ZM48 103H49V102H48ZM88 103H89V102H88ZM262 103H263V102H262ZM49 104H50V103H49ZM54 104H55V103H54ZM220 104H221V103H220ZM225 104H226V103H225ZM230 104H232V100H231V103H230ZM235 104H236V103H235ZM242 104H244V103H242ZM256 104H257V103H256ZM260 104H261V103H260ZM10 105H11V104H10ZM13 105H14V104L12 103V106H13ZM18 105H19V104H18ZM18 105H17V103H16V106H18ZM25 105H26V104H25ZM46 105H47V104H46ZM46 105H45V107H46ZM55 105H56V104H55ZM221 105L224 106V104H221ZM221 105H220V106H221ZM238 105H239V104H238ZM254 105H255V104L253 103V106H254ZM263 105H264V104H262V106H263ZM23 106H24V105H23ZM38 106H39V105H38ZM38 106H37V107H38ZM223 106H222V107H223ZM227 106H228V105H227ZM227 106L225 105V107H227ZM229 106H230V105H229ZM232 106H233V105H232ZM240 106L242 107V105H240ZM246 106H247V105H246ZM248 106H249V105H248ZM253 106L250 107V110H251V108H253ZM258 106H259V105H258ZM9 107H10V106H9ZM53 107H56V106H53ZM26 108H27V107H26ZM228 108H229V107H228ZM231 108H232V107H231ZM238 108H240V107H238ZM260 108H261V106H260ZM262 108H264V106H263ZM262 108H261V109H262ZM22 109H23V108H22ZM43 109H44V108H43ZM49 109H50V108H49ZM222 109H223V108H222ZM225 109H226V108H225ZM240 109H241V108H240ZM242 109H243V108H242ZM254 109H255V108H254ZM254 109H253V110H254ZM45 110H46V109H45ZM47 110H48V108H47ZM220 110H221V108H220ZM228 110H229V109H228ZM235 110L237 111V109H235ZM258 110H260L259 107H258ZM262 110H263V109H262ZM262 110H261V111H262ZM25 111H27V110L25 109ZM48 111H49V110H48ZM221 111H223V110H221ZM232 111H233V110H232ZM246 111H248V110L246 109ZM17 112H18V111H17ZM19 112H20V111H19ZM22 112H23V111H22ZM50 112H51V111H50ZM243 112L246 113L245 111H243ZM250 112H252V111H250ZM262 112H264V111H262ZM26 113H27V112H26ZM29 113H30V112H29ZM46 113H47V111H46ZM222 113H223V112H221V114H222ZM226 113H227V111H226ZM226 113H225V114H226ZM229 113H230V112H229ZM237 113H239V112L237 111ZM259 113H261V112H259ZM19 114H20V113H19ZM47 114H48V113H47ZM219 114H220V113H219ZM221 114H220V115H221ZM230 114H231V113H230ZM230 114H229V115H230ZM257 114H258V113H257ZM262 114H264V113H262ZM262 114H259V115H262ZM12 115H13V114H11V116H12ZM48 115H49V114H48ZM220 115H219V116H220ZM227 115H228V114H227ZM238 115H240V114H238ZM241 115H242V114H241ZM245 115H246V114H245ZM252 115H253V113H252ZM259 115H258V116H259ZM1 116H2V114H1ZM25 116H26V115H25ZM31 116H32V115H31ZM49 116H51V115H49ZM246 116H247V115H246ZM254 116H255V115H254ZM5 117H6V116H5ZM13 117H14V115H13ZM13 117H12V118H13ZM29 117H30V116H29ZM226 117H227V116L224 115V118H226ZM229 117H230V116H229ZM249 117H250V115H249ZM249 117H248V120L250 119ZM255 117H256V116H255ZM260 117H261V116H260ZM262 117L264 118V115H263ZM32 118H33V117H32ZM32 118H29V119H32ZM234 118L236 119L235 116H234ZM242 118H243V117H242ZM244 118H245V117H244ZM5 119H6V118H5ZM5 119H4V120H5ZM220 119H221V117H220ZM229 119H230V118H229ZM232 119H233V118H232ZM232 119H230L229 121H232L231 123L235 122V120H232ZM254 119H255V118H254ZM257 119H258V118H257ZM6 120H7V119H6ZM26 120H27V119H26ZM33 120H34V119H33ZM33 120H32V121H33ZM226 120H227V119H226ZM236 120H238V119H236ZM250 120H251V119H250ZM252 120H253V119H252ZM255 120H256V119H255ZM261 120H262V119H261ZM29 121H31V120H29ZM35 121H36V120H35ZM221 121H223V122H221ZM253 121H254V120H253ZM253 121H252V122H253ZM259 121H260V120H259ZM259 121H258V122H259ZM39 122H40V121L38 120V123H39ZM42 122H43V123L40 122L41 125L44 124V121H42ZM220 122L223 123L222 126H221V123H220V126L223 127L225 121H224V120H220ZM226 122H227V121H226ZM236 122H237V121H236ZM240 122H241V121H240ZM249 122H250V121H249ZM263 122H264V119H263ZM27 123H28V122H27ZM228 123H229V122H228ZM242 123H243V121H242ZM261 123H262V122H261ZM31 124H32V123H30V125H31ZM226 124H227V123H226ZM233 124H234V123H233ZM238 124H239V123H238ZM240 124H241V123H240ZM259 124H260V122H259ZM9 125H10V124H9ZM19 125H20V124H19ZM44 125H45V124H44ZM234 125H236V124H234ZM234 125H232V126H233L234 128H236V129H238V128H237L238 126L235 127ZM241 125H242V124H241ZM247 125H250V124H247ZM10 126H11V125H10ZM17 126H18V125H17ZM25 126H26V125H25ZM39 126H40V125H39ZM232 126H231V127H232ZM253 126H254V124H253ZM253 126H252V127H253ZM258 126H259V127H262V126H260V125H258ZM31 127H32V126H30V128H31ZM226 127H227L228 129H231V130H232V128H230L229 126H226ZM239 127H240V126H239ZM244 127H245V125H244ZM23 128H24V127H23ZM34 128H37V127L35 126ZM41 128H42V130H46V129H44V127H41ZM41 128H40V129H41ZM45 128H46V126H45ZM62 128H63V127H61V129H62ZM64 128H65V130H67L66 127H64ZM223 128H224V127H223ZM234 128H233V129H234ZM242 128H243V127L241 126V128H239V130L242 129ZM263 128H264V126H263ZM14 129H15V128H14ZM26 129H27V128H26ZM26 129H25V130H26ZM221 129H222V128H221ZM251 129H252V128H251ZM258 129H260V128H258ZM261 129H262V128H261ZM16 130H18V129L16 128ZM23 130H24V129H22V131H23ZM25 130H24V132H25ZM35 130H37V129H35ZM42 130H41V132H43ZM56 130H57V129H56ZM59 130H60V128H59ZM59 130H58V131H59ZM243 130H246V128L243 129ZM243 130H240L239 132H237V135H238V133L244 132ZM253 130H254V129H253ZM27 131H28V130H27ZM37 131H38V130H37ZM47 131H48V130H47ZM58 131H57V132H58ZM221 131H222V130H221ZM235 131H238V130H235ZM246 131L248 132L249 129H247ZM258 131H259V130H258ZM14 132H15V130H14ZM16 132H18V131H16ZM30 132H31V131H30ZM59 132H60V131H59ZM63 132H64V130H63ZM251 132H252V131H251ZM27 133H28V132H27ZM31 133H32V132H31ZM64 133H65V132H64ZM248 133H249V132H248ZM259 133H260V132H259ZM19 134H21V133L19 132ZM42 134H43V133H42ZM62 134H63V133H62ZM62 134H61V135H62ZM230 134H231V133H230ZM230 134H229V135H230ZM232 134H233L234 137L236 136V138H237V135H236L235 133H232ZM234 134H235V135H234ZM242 134H243V133H242ZM242 134H239L240 137H241ZM250 134H253V132L250 133ZM250 134L248 135V136H249L248 138H251V137L253 138V135H250ZM254 134H256V133H254ZM261 134H263V133H261ZM261 134H260V135H261ZM1 135H2V134H1ZM21 135H22V134H21ZM24 135H26V134H24ZM35 135H36V134H35ZM43 135H44V134H43ZM46 135H47V134H46ZM48 135H49V134H48ZM50 135H51V133H50ZM55 135H56V134H55ZM239 135H238V136H239ZM243 135H246V133H244ZM258 135H259V134H258ZM260 135H259V136H260ZM7 136H8V135H7ZM27 136H28V135H27ZM36 136H37V135H36ZM52 136H53V135H52ZM56 136H57V135H56ZM56 136H55V137H56ZM66 136L68 137V132H67ZM250 136H251V137H250ZM1 137H2V136H1ZM11 137H12V136H11ZM11 137H10V138H11ZM33 137H34V136H33ZM45 137H46V136H45ZM58 137H59V135H58ZM222 137H223V136H222ZM231 137H232V136H231ZM234 137H233V138H234ZM3 138H5V137L3 136ZM16 138H17V137H16ZM24 138H25V137H24ZM63 138H64V137H63ZM63 138H62V139H63ZM238 138H239V137H238ZM257 138H258V137H257ZM262 138H263V136L261 137V139H262ZM40 139L43 140V138H41V137H40ZM47 139H48V138H47ZM62 139H61V140H62ZM218 139H219V138H218ZM229 139H230V137H229ZM231 139H232V138H231ZM244 139H245L244 137L241 138V140H244ZM253 139H254V138H253ZM263 139H264V138H263ZM22 140H24V139H22ZM26 140L28 141L27 138H26ZM54 140H55V139H54ZM59 140H60V139H59ZM224 140H225V139H224ZM239 140H240V138L237 139L238 142H239ZM241 140H240V141H241ZM24 141H25V140H24ZM25 142H26V141H25ZM31 142H32V141H31ZM31 142H30V143H31ZM42 142H43V141H42ZM44 142H45V141H44ZM219 142H220V141H219ZM232 142H233L232 145H233V147H234V142H235V141H234L233 139H232ZM244 142H245V141H243L242 143H244ZM22 143H23V142H22ZM37 143H38V142H37ZM52 143H53V142H52ZM221 143H222V140H221ZM221 143H220V144H221ZM224 143L227 144L226 141H225ZM242 143H241V144H242ZM249 143H250V142H248V145H250ZM255 143H256V142H255ZM257 143H259V142H257ZM50 144H51V142H50ZM53 144H54V143H53ZM56 144H57V143H56ZM56 144H55V145H56ZM66 144H67V146H69V147H70V145H71V144L69 145L68 143H66ZM230 144H231V143H230ZM237 144L239 145V143H237ZM26 145H27V143H26ZM26 145H25V146H26ZM43 145H45V144H43ZM55 145H53V146H55ZM58 145H59V144H58ZM74 145H75V144H74ZM232 145H231V147H232ZM242 145H243V144H242ZM257 145H258V144H257ZM259 145H260V144H259ZM262 145H263V144H262ZM32 146H34V145H32ZM53 146H52V147H53ZM71 146H72V145H71ZM187 146H188V145H187ZM187 146H186V147H187ZM235 146L237 147V145H235ZM245 146H246V145H245ZM251 146H252V145H251ZM251 146H249V147H250L249 149H251ZM64 147H66V145H65ZM69 147H68V148H69ZM224 147L226 148V146H224ZM236 147H234V148H236ZM259 147H261V146H259ZM263 147H264V146H263ZM263 147H262V148H263ZM27 148H28V147H27ZM27 148H26V149H27ZM55 148H56V147H55ZM72 148H73V147H72ZM74 148H75V147H74ZM76 148H77V147H76ZM188 148H189V147H188ZM220 148H221V147H220ZM225 148H224V149H225ZM241 148H243V147H241ZM41 149H42V148H41ZM41 149H40V150H41ZM46 149H47V148H46ZM48 149H49V147H48ZM56 149H58V146H57ZM69 149H70V148H69ZM83 149H84V148H83ZM237 149H239V148H237ZM247 149H248V146H247ZM247 149H245L244 154H247V155H248V153H247ZM35 150H36V149H35ZM35 150H33V152H34ZM54 150H55V149H54ZM80 150H81V149H80ZM80 150H77V151H80ZM242 150H243V149H242ZM252 150H253V148H252ZM252 150H250V154L252 153V152H251ZM263 150H264V149H263ZM69 151H70V150H69ZM73 151H74V150H73ZM75 151H76V149H75ZM220 151H221V150H220ZM222 151H224V150L222 149ZM235 151H236V150H235ZM248 151H249V150H248ZM255 151H256V150H255ZM24 152H25V151H24ZM28 152H29V151H28ZM42 152L46 153L45 150L42 151ZM49 152H50V151H49ZM57 152H58V151H57ZM67 152H68V151H67ZM227 152H228V151H227ZM245 152H246V153H245ZM260 152H261V151H260ZM260 152H259V154H261V155H259V156L262 157V158L264 159V157L262 156V155H263V154H262L263 152H262V153H260ZM26 153H27V152H26ZM58 153H59V152H58ZM69 153H70V152H69ZM228 153H229V152H228ZM233 153H234V152H233ZM239 153H240V152L238 151V154H239ZM241 153H242V152H241ZM35 154H36V153H35ZM48 154H49V153H48ZM48 154H47V155H48ZM52 154H53V153H52ZM61 154H62V152H61ZM78 154H81V153L78 152ZM238 154H237V156H238ZM256 154H257V152H256ZM256 154L254 153V155H256ZM27 155H29V154H27ZM47 155H46V156H47ZM50 155H51V154H50ZM50 155H49V156H50ZM64 155L66 156L65 153H64ZM70 155H71V153H70ZM74 155L76 156V154H74ZM74 155H73V156H74ZM235 155H236V152H235ZM235 155H233L232 157H233V158H236L237 156L234 157ZM30 156H31V155H30ZM226 156H227V155H226ZM243 156L245 157L246 155H243ZM251 156H252V155H251ZM259 156H258V154H257V157H259ZM41 157H42V156H41ZM240 157H241V156H240ZM260 157H259V158H260ZM61 158H62V157H61ZM72 158H73V157H72ZM78 158H79V157H78ZM247 158H249V157H247ZM251 158H252V157H250L249 159H251ZM262 158H260V159H261V162H262V160H263ZM44 159H45V158H44ZM62 159H63V158H62ZM64 159H65V158H64ZM66 159H67V158H66ZM70 159H71V158H70ZM239 159H240V158H239ZM242 159H243V158L241 157V161H243V163H244L246 160H242ZM75 160H76V159H75ZM75 160H74L73 163H74L75 165H77L76 163L79 161V159H78V161H76V163H75ZM230 160H231V159H230ZM235 160H236V159H235ZM255 160H256V159H255ZM257 160H259V159H257ZM81 161H82V160H81ZM231 161H232V160H231ZM237 161H238V160H237ZM259 161H260V160H259ZM63 162H65V161H63ZM67 162H70V163H71L72 161H68V160H67ZM233 162H234V159H233ZM235 162H236V161H235ZM239 162H240V160H239ZM248 162H249V161H248ZM248 162H247V164H248ZM231 163H232V162H231ZM237 163H238V162H237ZM249 163H250V162H249ZM256 163H259V162H256ZM262 163H263V162H262ZM262 163H260V164H262ZM49 164H50V163H49ZM68 164H69V163H68ZM83 164H84V162H83ZM60 165H61V164H60ZM70 165H71V164H70ZM79 165H81V163H80ZM84 165H85V167H86V164H84ZM232 165H233V164H232ZM238 165H239V164H238ZM243 165H244V164H243ZM243 165H242V166H243ZM245 165H246V162H245ZM245 165H244V166H245ZM250 165H251V164H250ZM253 165H254V163H253ZM253 165H252V166H253ZM256 165H257V164H256ZM258 165H259V164H258ZM263 165H264V164H263ZM62 166H63V165H62ZM178 166H181V165H178ZM233 166H234V165H233ZM240 166H241V164H240ZM242 166H241V167H242ZM246 166H247V165H246ZM54 167H55V166H54ZM82 167H83V166H82ZM181 167H182V166H181ZM231 167H232V166H231ZM261 167H262V169H264L263 166H261ZM55 168H56V167H55ZM61 168H62V167H61ZM234 168H235V167H234ZM244 168H245V167H244ZM254 168H255V165H254ZM258 168H259V167H258ZM56 169H57V168H56ZM78 169H79V168H78ZM78 169H77V170H78ZM178 169H179V168H178ZM229 169H230V168H229ZM240 169H241V168H240ZM256 169H257V168H256ZM62 170H63V169H62ZM75 170H76V169H75ZM181 170H182V168H181ZM232 170H233V169H232ZM236 170H237V169H236ZM245 170H246V169H245ZM253 170H254V172H255V169H253ZM259 170H260V168H259ZM56 171H57V170H56ZM58 171H61V170H58ZM67 171H68V169H67ZM67 171H64L65 174H66ZM79 171H80V170H79ZM84 171H85V170H82V172H84ZM233 171H235V170H233ZM64 172H63V173H64ZM75 172H76V171H75ZM75 172H73V173H75ZM85 172H86V171H85ZM85 172H84V173H85ZM245 172H246V171H245ZM249 172H250V170H249ZM256 172H257V171H256ZM261 172H262V171H261ZM261 172H260V173H261ZM263 172H264V171H263ZM263 172H262V174H260V175H262L261 178L259 177L260 179H257V177H254V176H253V178H255L254 180H255L256 182H257V180H260V183L264 186V178H263V177H264V173H263ZM36 173H37V172H36ZM60 173H62V171H61ZM68 173H70V172H68ZM84 173H83V174H84ZM227 173H228L227 175H229L231 172H230V173L227 172ZM233 173H234V172H233ZM236 173H238V172H236ZM239 173H240V170H239ZM70 174H71V173H70ZM76 174H77V173H76ZM222 174H223V173H222ZM242 174H244V171L242 172ZM242 174H240V175L242 176ZM251 174L253 175V172H251ZM258 174H259V172L257 173V175H258ZM24 175H25V174H24ZM66 175H68V174H66ZM233 175H234V174H233ZM255 175H256V174H255ZM260 175H259V176H260ZM26 176H27V175H26ZM26 176H25V178H26ZM230 176H232V175H230ZM241 176H240V177H241ZM244 176H245V174H244ZM89 177H90V176H89ZM180 177H181V175H180ZM225 177H226V176H225ZM236 177H238V176H236ZM240 177H239V179H240ZM246 177H247V176H246ZM251 177H252V176H251ZM79 178H80V177H79ZM91 178H92V177H91ZM217 178H218V177H217ZM227 178H228V177H227ZM232 178H233V177H232ZM232 178H231V180H232ZM242 178H243V177H242ZM249 178H250V177H249ZM262 178H263V179H262ZM182 179H183V178H182ZM228 179H229V178H228ZM236 179H237V178H236ZM247 179H248V177H247ZM251 179H252V178H251ZM256 179H257V180H256ZM183 180H184V179H183ZM226 180H227V179H226ZM254 180H253V181H254ZM29 181H30V180H29ZM227 181L230 182V180H227ZM248 181H252V180H248ZM20 182H21V181H20ZM23 182H24V181H23ZM25 182H26V180H25ZM78 182H79V181H78ZM184 182H185V181H184ZM229 182H228V183H229ZM233 182H234V180H233ZM237 182H238V181H236L235 183H237ZM240 182H241V179H240L239 183H240ZM14 183H16V182H14ZM29 183H30V182H29ZM47 183H48V182H47ZM86 183H87V182H86ZM188 183H190V182H188ZM188 183H186V184H188ZM222 183H223V182H222ZM244 183H247V182H244ZM250 183H253V182H249V184H250ZM0 184H1V181H0ZM6 184H7V183H6ZM17 184H18V182H17ZM50 184H51V183H50ZM87 184H88V183H87ZM225 184H226V183H225ZM231 184H232V183H231ZM240 184H241V183H240ZM21 185H22V184H21ZM24 185H25V184H24ZM53 185H54V184H53ZM184 185H185V184H184ZM238 185H239V184H238ZM238 185H237V186H238ZM241 185H242V184H241ZM244 185H245V184H244ZM246 185L248 186V184H246ZM258 185H259V184H258ZM12 186H13V185H12ZM25 186H26V185H25ZM88 186H89V185H88ZM188 186H189V185H188ZM188 186H187V187H188ZM223 186H224V185H223ZM233 186H234V185H233ZM239 186H240V185H239ZM239 186H238V187H239ZM14 187H15V186H14ZM16 187H17V185H16ZM19 187H20V186H19ZM50 187L52 188L51 185H50ZM82 187H84V186H82ZM180 187H181V184H178L176 189H178V188H180ZM184 187H185V186H184ZM184 187H183V188H184ZM218 187H219V185H218ZM220 187H221V186H220ZM231 187H232V186H231ZM235 187H236V184H235ZM235 187H234V188H235ZM249 187H250V186H249ZM257 187H258V186H257ZM257 187H256L255 189H257ZM26 188H27V186H26ZM28 188H29V187H28ZM28 188H27V189H28ZM45 188H46V187H45ZM48 188H49V187H48ZM84 188H85V187H84ZM86 188H87V187H86ZM86 188H85V189H86ZM90 188H91V186H90ZM192 188H193V186H192ZM224 188H227V187L224 186ZM224 188H223V189H224ZM251 188H254V187L251 186L250 189H251ZM261 188H262V186H261ZM2 189H3V188H2ZM19 189H21V188H19ZM46 189H47V188H46ZM49 189H50V188H49ZM49 189H47V190H49ZM91 189H93V187H92ZM94 189H95V188H94ZM174 189H175V188H174ZM240 189H241V188H240ZM250 189H248V190H250ZM255 189H254V190H255ZM262 189H263V188H262ZM16 190H17V189H16ZM24 190H25V188H24ZM54 190H55V189H54ZM96 190H97V189H96ZM96 190H95V191H96ZM179 190H181V189H179ZM179 190H178V192H179ZM182 190H184V189H182ZM182 190H181V191H182ZM186 190H187V189H186ZM196 190H197V189H196ZM196 190H195V191H196ZM225 190H226V189H225ZM228 190H229V189H228ZM238 190H239V189H238ZM238 190L235 189V192L238 191ZM251 190H253V189H251ZM260 190H261V189H259V192H260ZM0 191H1V190H0ZM4 191H5V189H4ZM10 191H11V190H10ZM44 191H45V189H44ZM98 191H99V190H98ZM184 191H185V190H184ZM195 191L193 190V192H195ZM221 191H222V188H221ZM242 191H244V190L242 189ZM257 191H258V190H257ZM257 191H253V192H257ZM24 192H25V191H24ZM172 192H173V191H172ZM174 192H175V191H174ZM178 192H177V194H179ZM185 192H186V191H185ZM185 192H184V193H185ZM190 192H191V191H190ZM208 192H209V191H208ZM214 192H215V191H213V192L210 191L211 194L214 193ZM219 192H220V190H219ZM222 192H223V191H222ZM244 192H245V191H244ZM251 192H252V191H251ZM259 192H258V195H259ZM261 192H262V191H261ZM9 193H10V192H9ZM25 193H26V192H25ZM27 193H29V192H27ZM27 193H26V195H28ZM50 193H51V192H49V194H50ZM53 193H54V192H53ZM65 193H66V192H65ZM65 193H64V194H65ZM182 193H183V191H182ZM184 193H183V194H184ZM201 193H203V192H201ZM206 193H207V191H206ZM220 193H221V192H220ZM229 193H231V192H229ZM247 193H248V191L246 192V195H247ZM249 193H250V192H249ZM249 193H248V194H249ZM0 194H1V193H0ZM2 194H3V193H2ZM5 194H6V193H5ZM21 194H23V193H21ZM31 194H33V193H31ZM41 194H42V193H41ZM49 194H48V196L50 197ZM196 194H197V193H196ZM203 194H205V192H204ZM203 194H202V195H203ZM216 194H217V193H216ZM225 194H226V193H225ZM227 194H228V193H227ZM244 194H245V193H244ZM14 195H15V194H14ZM19 195H20V194H19ZM43 195H45V193H44ZM52 195H54V194H52ZM94 195H95V194H94ZM187 195H188V194H187ZM198 195H199V197H200L201 194H198ZM205 195H206V196H204V197H207V195H209V194H205ZM213 195H214V194H212V196H213ZM223 195H224V194H223ZM223 195H219V196L221 197V196H223ZM249 195H250V194H249ZM251 195H252V193H251ZM251 195H250V196H251ZM260 195H261V194H260ZM262 195H263V193H262ZM4 196H5V195H4ZM4 196H3V197H4ZM8 196H9L10 198H11V197L13 198L12 195H11V196L8 195ZM40 196H42V195H40ZM60 196H61V195H60ZM189 196L192 197L193 194H192V195H189ZM217 196H218V195H217ZM219 196H218V197H219ZM230 196H231V195H230ZM253 196H254V195H253ZM0 197H1V196H0ZM17 197H18V196H17ZM22 197H23V196H22ZM26 197H27V196H26ZM28 197H29V198H28ZM28 197H27V199L29 200L31 196L29 195ZM32 197H33V196H32ZM43 197H44V196H42V198H43ZM54 197H55V196H54ZM183 197H184V195H183ZM196 197H197V196H196ZM210 197H211V196H210ZM210 197L208 196L207 198H210ZM214 197H215V195H214ZM224 197H225V196H224ZM226 197L228 198L227 200H229V201H230V200H231V201H235V200L231 199L233 196H232L231 198H229L228 195H227ZM226 197H225V198H226ZM235 197H237V195L235 196V194H234V198H235ZM238 197H239V196H238ZM238 197H237V198H238ZM243 197H244V199H246V198L249 197V196H247V197H246V196H243ZM254 197H256V195H255ZM262 197H263V196H262ZM6 198H7V195H6ZM6 198H5V199H6ZM46 198H47V197H46ZM50 198H51V197H50ZM94 198H95V197H94ZM94 198H93V200H94ZM174 198H176V197H174ZM194 198H195V197H194ZM194 198H193V199H194ZM212 198H213V197H212ZM212 198H211V200H213V202H212L213 204H211V205L217 204V203L214 202V199H212ZM225 198H223V199H224L225 201H227ZM237 198H236V201H237V202H240V200L237 199ZM240 198H241V197H240ZM249 198H250V197H249ZM249 198H248V199H249ZM251 198H252V197H251ZM251 198H250L249 201L252 200ZM258 198H260V197H258ZM258 198H256V200H258ZM1 199H3V198H1ZM1 199H0V200H1ZM37 199H38V198H37ZM47 199H48V198H47ZM184 199H186V198L184 197ZM190 199H191V198H190ZM193 199H191L192 202H193ZM202 199H203V198H202ZM216 199H217V197H216ZM220 199H221V201H222V198H220ZM248 199H246V201H247ZM10 200H11V199H10ZM10 200H7V203L10 202ZM13 200H14V198H13ZM13 200H12V201H13ZM15 200H17L16 197H15ZM31 200H34V198H32ZM48 200H49V199H48ZM191 200H190V201H191ZM195 200H196V199H195ZM207 200H209V199H207ZM207 200H206V201H207ZM217 200H219V198H218ZM217 200H216V202H219V201H220V200H219V201H217ZM238 200H239V201H238ZM262 200H263V199H262ZM34 201H35V200H34ZM39 201H41V200H38V202H39ZM53 201H54V200H53ZM176 201H177V200H176ZM179 201H181V200H179ZM188 201H189V200H188ZM199 201H201V200H199ZM203 201H204V199H203ZM236 201H235V202H236ZM243 201H245V200H243ZM260 201H261V200H260ZM260 201H259V202H260ZM5 202H6V201H5ZM27 202H29V201H27ZM32 202H33V201H32ZM194 202H195V201H194ZM194 202H193V203H194ZM222 202H223V201H222ZM235 202H234V205H235ZM247 202H248V201H247ZM256 202H257V201H256ZM0 203H1V201H0ZM2 203H4V201H2ZM7 203H6V205H8ZM24 203H25V202H24ZM24 203H23V204H24ZM29 203H31V202H29ZM29 203L26 204V205H27V208H30V207H29ZM33 203H34V202H33ZM39 203H40V202H39ZM42 203H43V202H42ZM55 203H56V202H54V204H52V205H53V206H54V205L56 206ZM165 203H166V201H165ZM181 203H182V202H181ZM185 203H186V202H185ZM190 203H191V202H190ZM206 203H208V202H206ZM225 203H226V202H225ZM249 203H250V202H249ZM253 203H254V205H255V198L253 199V202L250 203V204H253ZM257 203H258V202H257ZM10 204H11V203H10ZM12 204H14V203H12ZM19 204H20V202H19ZM31 204H32V203H31ZM160 204H162V203H160ZM179 204H180V203H179ZM196 204H199L198 201H197V203H195V207L198 208ZM219 204H220V202H219ZM223 204H224V202H223ZM227 204H228V201H227ZM260 204H263V203L260 202L259 205H258L259 207H260ZM6 205H5V206H6ZM33 205H34V204H33ZM42 205H44V204H42ZM52 205L50 206V208L53 207ZM165 205H166V204H165ZM174 205H176V204L174 203ZM183 205H184V206H183ZM193 205H194V204H193ZM206 205H207V204H206ZM230 205H232V202L230 203ZM236 205H238V204H236ZM239 205H243V203H239ZM239 205H238V208L240 207ZM0 206H1V205H0ZM14 206H15V205H14ZM37 206H40V205H37ZM47 206H48V204H47ZM162 206H164V205H162ZM170 206H171V204H170ZM182 206L185 207V204L182 203ZM209 206H210V205H209ZM209 206L207 205V207H209ZM228 206H229V205H228ZM246 206H247V204H246ZM246 206L244 205L243 207L246 208ZM248 206H249V205H248ZM248 206H247V207H248ZM1 207H2V206H1ZM6 207H8V206H6ZM11 207H13V205H12ZM25 207H26V206H25ZM32 207L35 208V206H32ZM57 207H58V205H57ZM59 207L61 208V206H59ZM165 207H166V206H164V209H167V207H166V208H165ZM174 207H175V206H174ZM192 207H193V206H192ZM192 207H191V208H192ZM195 207H193V208H195ZM203 207H204V206H203ZM223 207L225 208L226 206H223ZM229 207H230V206H229ZM229 207H228V208H229ZM241 207H242V206H241ZM254 207H255V206H254ZM256 207H257V206H256ZM259 207H258V208H259ZM9 208H10V207H9ZM9 208H8V209H9ZM47 208H48V207H47ZM47 208L45 207V209H47ZM50 208H49V209H50ZM64 208H65V207H64ZM70 208H71V207H70ZM177 208H178V207H177ZM186 208H187V207H186ZM193 208H192V210H194ZM199 208H200V207H199ZM204 208H206V207H204ZM214 208H216L215 205H214ZM221 208H222V205H221ZM232 208H234V207H232ZM232 208L230 207V209H232ZM248 208L250 209V211L252 210V209L250 208V206H249ZM258 208H257V209H258ZM262 208H263V206H262ZM0 209H1V208H0ZM17 209H18V208H16V210H17ZM23 209H24V208H23ZM35 209H36V208H35ZM61 209H62V208H61ZM65 209L68 210L67 208H65ZM72 209H73V207L71 208V211H70V210H69V211L72 212ZM181 209H182V208H181ZM202 209H203V208H202ZM218 209H219V208H218ZM253 209H254V208H253ZM255 209H256V208H255ZM263 209H264V208H263ZM1 210H3V209H1ZM1 210H0V211H1ZM6 210H7V209H6ZM24 210H25V209H24ZM30 210H31V209H30ZM43 210H44V208H43ZM54 210L56 211V209H53V210H50V211L54 214V212H55ZM57 210H58V212H59V209H57ZM187 210H188V209H186V212H187ZM192 210H190V211H192ZM197 210H198V209H197ZM203 210H205V209H203ZM219 210H220V209H219ZM219 210H218V211H219ZM222 210H223V209H222ZM227 210H228V209H226L225 211L228 212ZM234 210H236V207H235ZM238 210H242V208H239ZM244 210H245V209H244ZM246 210H248V209H246ZM259 210H260V209H259ZM259 210H258V212H257V210H255V211L257 212V214H258V213L260 214V213L262 212V210H260V211H259ZM48 211H49V210H48ZM48 211L46 212V210H45L46 213H48ZM53 211H54V212H53ZM74 211H77V210H75V208H74ZM74 211H73V212H74ZM179 211H180V210H179ZM181 211H183V210H181ZM200 211H201V210H200ZM212 211H213V210H212ZM216 211H217V210H216ZM220 211H221V210H220ZM252 211L254 212V210H252ZM263 211H264V210H263ZM6 212H7V211H6ZM12 212H14V211H12ZM24 212H25V211H24ZM30 212H31V211H30ZM32 212H33V211H32ZM56 212H57V211H56ZM60 212H61V211H60ZM186 212H185V213H186ZM192 212H194V211H192ZM192 212H191V213H192ZM201 212H202V211H201ZM213 212L217 214V212H215V211H213ZM221 212H222V211H221ZM231 212H232V211H231ZM239 212H240V211H239ZM245 212H246V211H245ZM0 213L2 214V212H0ZM9 213H11V212H9ZM18 213H19V214H18ZM78 213H79V212H78ZM185 213H184V214H185ZM188 213H189V212H188ZM194 213H196V211H195ZM199 213H200V212H199ZM228 213H229V212H228ZM228 213H227V214H228ZM235 213H236V212H234V216H235ZM241 213H242V214H245V213H243V212H241ZM262 213H263V212H262ZM3 214H4V213H3ZM3 214H2V215H3ZM20 214H21V211H20V212L18 211V212H17V215H18L19 217L21 216ZM26 214H27V212H25V215H26ZM30 214H31V213H30ZM32 214H34V213H32ZM35 214H37V213L35 212ZM64 214H65V213H64ZM66 214H67V213H66ZM222 214H223V213H222ZM222 214H220V212H219V216L222 215ZM230 214H231V213H230ZM242 214H241V215H242ZM248 214H250V212H249V213H248V212L246 213V215H248ZM6 215H8V214H6ZM17 215H15V216H17ZM38 215H39V214H37L35 217L33 216V220H35V218H37ZM61 215H62V214H59L60 217H61ZM80 215L83 216V214H81V213H80ZM180 215H181V214H180ZM186 215H187V214H186ZM188 215H191V214H188ZM202 215H203V214H202ZM202 215H201V216H202ZM211 215H212V214H211ZM225 215H226V214H225ZM225 215H224V216H225ZM261 215H262V214H261ZM261 215H260V216H261ZM263 215H264V214H263ZM263 215H262V217H263ZM15 216H14V217H15ZM44 216H45V215H44ZM68 216H73V215H70V214H69ZM182 216H183V215H182ZM192 216H196V217H197L198 215H197V213H196V214H194V215L192 214ZM192 216H189V217H192ZM212 216H213V215H212ZM217 216H218V215H216V217H217ZM219 216H218V217H219ZM228 216H229V215H228ZM248 216H249V215H248ZM248 216H247V217H248ZM256 216H257V215H256ZM4 217H5L6 219H8L6 216H4ZM11 217H12V215H11ZM19 217H16V218H19ZM25 217L27 218V216H25ZM25 217H24V218H25ZM47 217H49V216H47ZM53 217H54V216H52V217H50V218H53ZM60 217H59L58 219H60ZM64 217H65V216H64ZM64 217H63V218H64ZM180 217H181V216H180ZM202 217H203V216H202ZM216 217L213 216L214 219H215ZM20 218H21V217H20ZM30 218H31V220H32V216H30ZM39 218H40V216H39ZM45 218H46V217H45ZM54 218H55V217H54ZM192 218H193V217H192ZM194 218H195V217H194ZM194 218H193V219H194ZM197 218H198V217H197ZM197 218H196V220H197ZM199 218H200V217H199ZM203 218L205 219V217H203ZM203 218H202V219H203ZM207 218H208V217H207ZM209 218H210V215H209ZM254 218H255V217H254ZM257 218L259 219V215L257 216ZM257 218H255V219H257ZM260 218H261V217H260ZM263 218H264V217H263ZM263 218H262V219H263ZM0 219H3V222L5 221L4 218H0ZM9 219H10V218H9ZM11 219H12V218H11ZM22 219H23V216H22ZM27 219H29V218H27ZM46 219H47V218H46ZM48 219H49V218H48ZM58 219H57V220H58ZM66 219H67V218H65L64 221H66ZM70 219H72V218H70ZM77 219H78V218H77ZM81 219H82V218H81ZM186 219H187V218H186ZM186 219H185V220H186ZM189 219H190V218H189ZM189 219H188V220H189ZM200 219H201V218H200ZM200 219H199V220H200ZM216 219H217L218 222L220 221V220H218V218H216ZM216 219H215V220H216ZM220 219H221V218H220ZM224 219H225V218H224ZM13 220H14V219H13ZM16 220H17V219H16ZM38 220H39V219L37 218V221H38ZM61 220H62V218L60 219V221H61ZM74 220H75V218H74ZM74 220H72V222H70V221H71V220H70V221H69V224H70V225H68V224H66V225H67V226H72L71 223H73V222L76 223V221H74ZM182 220H183V219H182ZM206 220H208V219H206ZM210 220H213V219H210ZM210 220H209V222H210ZM227 220H228V218H227ZM249 220H250V217H249ZM259 220H260V223H261L262 220H261V219H259ZM259 220H256V221L258 222ZM24 221H25V220H24ZM24 221H22V222H24ZM26 221L29 223L30 219H29V220H26ZM35 221H36V220H35ZM37 221H36V222H37ZM41 221H42V220H40L38 223H40ZM43 221H44V220H43ZM43 221H42V222H43ZM50 221H51V220L49 219L48 222H50ZM54 221H56V219H54ZM62 221H63V220H62ZM62 221H61V222H62ZM78 221H79V220H78ZM82 221H83V220H82ZM221 221L223 222V220H221ZM225 221H226V220H225ZM225 221L223 222V224L225 223ZM228 221H229V220H228ZM246 221H247V220H246ZM263 221H264V219H263ZM7 222H9V221L7 220ZM27 222H26V223H27ZM30 222H32V221H30ZM57 222L59 223V220H58ZM61 222H60V223H61ZM189 222H192V221L190 220ZM194 222H196V223H194V226H195L196 224H198V222L195 221V219H194ZM204 222H205V220H204ZM206 222H207V221H206ZM209 222H207V223L210 224ZM239 222H240V221H239ZM250 222H252V221L250 220ZM13 223H14V222H13ZM19 223H20V219H19ZM19 223H18V224H19ZM26 223H25L24 225H27V227H28V224H26ZM44 223H46V222H44ZM44 223H43V224H40V226L42 225L41 227H44V228H45V226H43ZM60 223H59V224H60ZM63 223H64V222H63ZM65 223H67V222H65ZM81 223H82V222H81ZM84 223H85V221H84ZM207 223H206V224H207ZM212 223H213V221H211V224H212ZM226 223H227V222H226ZM253 223H254V221H253L252 223H250V225H252ZM260 223H259V224H260ZM10 224H11V223H10ZM31 224H33V223H29V227L31 226ZM50 224H51V223H50ZM52 224H53V223H52ZM86 224H87V223H86ZM219 224H220V222H219ZM242 224H243V223H242ZM263 224H264V223H263ZM1 225L3 226V224H1ZM14 225H15V224H14ZM14 225H13V226H14ZM21 225H23V224L21 223L20 226H21ZM36 225L39 226L38 224H36ZM46 225H47V227L49 226L48 224H46ZM61 225H62V224H61ZM74 225H75V224H74ZM78 225H79V223H78ZM89 225H90V224H89ZM198 225H202V224H198ZM204 225H205V224H204ZM213 225H214V224H213ZM224 225L226 226V224H224ZM253 225L255 226L256 224L254 223ZM253 225H252L251 228H253ZM4 226H5V225H4ZM8 226H9V225H8ZM34 226H35V224L32 225L33 228H34ZM40 226H39V227H36L35 229L38 228L37 230H39V229H40ZM54 226H55V224H54ZM75 226H76V225H75ZM190 226H192V225H190ZM216 226H218V225H216ZM236 226H237V225H236ZM14 227H15V226H14ZM23 227H24V226H23ZM29 227H28V228H29ZM50 227L53 228V225H52V226L50 225ZM50 227H49V228H50ZM55 227H56V226H55ZM63 227H64V226H63ZM73 227H74V226H73ZM73 227H71V228H73ZM78 227H79V226H78ZM196 227L198 228L197 225H196ZM196 227H195V228H196ZM214 227H215V225L213 226V228H214ZM230 227H231V226H230ZM246 227H247V226H246ZM20 228H21V227H20ZM20 228H19V230H20ZM30 228H31V227H30ZM44 228H43V229H44ZM79 228H80V230H82L81 227H79ZM84 228H86V226H84L83 229H84ZM197 228H196V229H197ZM200 228H203V226H201ZM207 228H208V227H207ZM207 228H204V229H207ZM210 228H211V227H210ZM213 228H211V229H213ZM215 228H216V227H215ZM215 228H214V230H215ZM227 228H228V227H227ZM248 228H249V226H248ZM248 228H246V229L248 230ZM6 229H7V228H6ZM11 229H12V228H10V229L8 228L7 230L12 231ZM21 229L23 230V228H21ZM25 229H27V228H25ZM46 229H47V228H46ZM55 229H56V228H55ZM57 229L62 230V228H61V227L59 228V226H57ZM66 229H67V228H66ZM74 229L76 230L75 227L73 228V230H74ZM208 229H209V228H208ZM211 229H210V230H211ZM217 229H218V228H216V230H217ZM220 229H221V227H220ZM242 229H243V228H242ZM256 229H259V231L253 229V232H251V234H252V233L254 234L255 231H256V232H255L256 235L258 234V232H259V233L264 232V229H263V231H262V230L260 231L261 228H256ZM30 230H32V228H31ZM49 230H51V229H49ZM53 230H54V229H53ZM84 230H88V228H86V229H84ZM90 230H91V229H90ZM222 230H225V229H222ZM228 230H230V229H228ZM228 230H227V231H228ZM249 230H250V229H249ZM249 230H248L247 233H249ZM0 231H1V230H0ZM3 231H4L3 233H5V230H4V229H3ZM10 231H9V232H10ZM23 231L26 232L25 230H23ZM34 231H35V230H34ZM42 231H43V230H42ZM47 231H48V230H47ZM57 231H59V230H57ZM64 231H65V230H64ZM64 231H62V232H64ZM70 231H71V230H70ZM105 231H106V230H105ZM107 231H108V230H107ZM190 231H191V230H190ZM197 231L200 232L201 230L197 229ZM217 231H218V230H217ZM230 231H231V230H230ZM234 231H235V230H234ZM257 231H258V232H257ZM6 232H7V231H6ZM12 232H13V231H12ZM15 232H16V231H15ZM21 232H22V231H21ZM37 232H39V231H37ZM45 232H46V230H45ZM50 232H51V231H50ZM62 232H61V234H62ZM66 232H68V230H67ZM66 232H65V233H66ZM75 232H76V231H75ZM80 232H81V231H80ZM82 232H83V230H82ZM84 232H85V231H84ZM87 232L89 233L90 231L88 230ZM87 232H86V233H87ZM188 232H189V231H186V233H188ZM202 232H203V231H202ZM206 232H208V231H206ZM220 232H221V230H220ZM220 232L218 231L217 233H220ZM223 232H224V231H223ZM225 232H226V231H225ZM225 232H224V233H225ZM240 232H242V231H240ZM244 232H246V230H244ZM244 232H243V233H244ZM18 233H19V231H18ZM27 233H29L28 230H27ZM40 233H41V230H40ZM46 233H47V232H46ZM48 233H49V231H48ZM71 233H72V232H71ZM86 233H85V236L83 235L85 238H87L86 236L88 235V233H87V235H86ZM186 233H184V234H186ZM190 233H192V231L189 232V234H190ZM208 233H209V232H208ZM208 233H207V234H208ZM213 233H214V232H213ZM221 233H222V232H221ZM221 233H220V234H221ZM238 233H239V232H238ZM8 234H9V233H8ZM32 234H33V233H32ZM35 234H36V233L34 232L33 235H35ZM49 234H50V233H49ZM49 234H48V235H49ZM51 234H52V233H51ZM55 234H56V233H55ZM55 234H54L53 237H56L57 234H56V235H55ZM58 234H60V233H58ZM68 234H69V232H68ZM68 234H67V235H68ZM89 234H90V233H89ZM189 234H188V235H189ZM201 234H202V233H201ZM222 234H223V233H222ZM226 234H227V233H226ZM249 234H250V233H249ZM249 234H248V235H249ZM13 235H14V233H13ZM20 235H21V234H19V235L17 234V235H14V236L11 235V236H12V239H13L14 237H15L14 239H16L18 236H19V237H22V236H20ZM30 235H31V232H30ZM33 235H32V236H33ZM42 235H44V234H42ZM70 235H71V234H70ZM70 235H69V237L67 236L69 239L71 238ZM186 235H187V234H186ZM212 235H213V234H212ZM248 235H247V236H248ZM256 235H254V236L252 235V237H255ZM260 235H263V233L260 234ZM0 236H1V235H0ZM2 236H3V235H2ZM2 236H1V237H2ZM4 236H5V235H4ZM4 236H3V238H4ZM7 236H8V235H7ZM23 236L26 237L24 234H23ZM39 236H40V235H39ZM50 236H51V235H50ZM50 236H49V237H50ZM59 236H60V235H59ZM61 236H63V235H61ZM64 236H65V235H64ZM64 236H63V237H64ZM73 236H76V235H73ZM77 236H79V235L77 234ZM202 236H204V233H203ZM202 236H201V238H202ZM205 236H208V235H205ZM209 236H210V235H209ZM214 236L216 237L217 235H215V233H214ZM236 236H237V234H236ZM236 236L233 237V239L237 238ZM238 236H239V234H238ZM240 236H243V235L241 234ZM5 237H6V236H5ZM34 237L36 238V237H37V234H36V236H34ZM34 237H31V238H34ZM42 237H44V236H42ZM53 237H51L50 239L52 240ZM67 237H66V238H67ZM79 237H80V236H79ZM88 237H90V239H91V237H93V236L90 234V236L88 235ZM183 237H184V236H183ZM191 237H192V236H191ZM197 237H198V236H197ZM211 237H212V236H211ZM215 237H213L212 239H211V238L209 239V237H208V238L206 237V238L212 241L213 239L216 240ZM221 237H222V236H221ZM231 237H232V236H231ZM231 237H230V238H231ZM245 237H246V236H245ZM245 237H244V238H245ZM250 237H251V236H250ZM252 237H251V239L249 238V239H250V240H249V241H250V246H251V241L254 239V238L252 239ZM38 238H39V237H38ZM46 238H48V237H46ZM56 238H58V235H57ZM74 238H76V237H74ZM186 238H187V237H186ZM188 238H189V236H188ZM204 238H205V237H204ZM216 238H217L218 240H220V239H219L220 236H217ZM226 238H227V237H226ZM228 238H229V237H228ZM242 238H243V237H242ZM255 238H258V237H255ZM261 238H262V237H261ZM261 238H260V239H261ZM6 239H7V238H6ZM19 239H20V238H19ZM36 239H37V238H36ZM43 239H44V238H43ZM80 239H82V238L80 237ZM83 239H84V238H83ZM90 239H89V240H90ZM193 239H194V238H193ZM193 239H191V240L194 241ZM202 239H203V238H202ZM239 239H240V237H239ZM258 239H259V238H258ZM258 239H257V240L255 239V240H256V243H258V242H257ZM263 239H264V238H263ZM17 240H18V239H17ZM33 240H35V239H32V241H33ZM39 240H41V238H39ZM58 240H59V239H58ZM58 240H57V241H58ZM60 240L62 241L63 239L60 238ZM60 240H59V241H60ZM64 240H65V239H64ZM66 240H68V239H66ZM66 240H65V241H66ZM87 240H88V238H87ZM195 240H196V239H195ZM203 240H204V239H203ZM214 240H213V241H214ZM218 240H217V241H218ZM224 240H225V239H224ZM224 240L222 239V242H223ZM227 240H228V239H227ZM236 240H238V239H236ZM241 240H244V241H245V239H241ZM247 240H248V239H247ZM5 241H7L6 243H8V240H5ZM10 241H11V240H10ZM21 241H24V240H21ZM26 241H27V240H26ZM45 241H46V240H45ZM59 241H58V242H59ZM68 241H69V240H68ZM68 241H67V242H68ZM91 241L93 242L92 239L90 240V242H89V241H86V242H87V243L89 242V243L91 244V243H92ZM186 241H188V239H187ZM200 241H201V240H200ZM211 241H210V243H209V242L206 240V242L209 243V244H212V243H213V242L211 243ZM220 241H221V240H220ZM220 241H219V243H221ZM225 241H226V240H225ZM225 241H224V242H225ZM228 241H229V240H228ZM231 241L234 242V243H235V242H238V241H233L232 238H231ZM253 241H254V240H253ZM261 241H262V240H261ZM0 242L2 243V242H4V241H0ZM16 242H17V241H16ZM29 242H30V241H29ZM35 242H36V240H35ZM40 242H41V241H40ZM40 242H39V244H40ZM54 242H55V241H54ZM67 242H66V244H67ZM73 242H74V240H73ZM83 242H84V241H83ZM190 242H191V241H190ZM214 242H215V241H214ZM240 242H241V241H240ZM245 242H246V241H245ZM259 242H260V241H259ZM4 243H5V242H4ZM9 243H11V242H9ZM12 243H15V242L12 241ZM22 243L25 245L24 242H22ZM27 243H28V242H27ZM41 243H42V242H41ZM43 243H44V240H43ZM45 243H46V242H45ZM49 243H50V241H49ZM55 243H56V242H55ZM60 243H62V242H60ZM69 243H70V242H69ZM84 243H85V242H84ZM93 243H94V242H93ZM193 243H195V242H193ZM203 243H204V241H203ZM228 243H229V242H227V244H228ZM261 243H262V242H261ZM15 244H16V243H15ZM23 244H22V245H23ZM28 244H29V243H28ZM32 244H33V246L35 247V244H36V243H35V244L32 243ZM58 244H59V243H58ZM64 244H65V242H64ZM85 244H86V243H85ZM190 244H191V243H190ZM196 244H198V240H197V243H196ZM196 244H195V245H196ZM201 244H202V243L200 242V245H199L200 247L203 245V244H202V245H201ZM204 244H205V243H204ZM230 244H231V243H229L228 245L230 246ZM236 244H237V243H236ZM252 244H253V243H252ZM254 244H255V243H254ZM259 244H260V243H259ZM259 244H258V245H259ZM1 245H2V244H0V246H1ZM4 245H5V244H4ZM7 245H8V244H7ZM7 245H6V246H7ZM18 245H19V244H18ZM37 245H38V242H37V244H36V247H37ZM40 245H41V244H40ZM40 245H39V246H40ZM45 245H46V244H45ZM49 245H50V244H49ZM51 245H53V244H51ZM59 245H60V244H59ZM70 245H71V244H70ZM83 245H84V244H83ZM86 245L88 246V244H86ZM92 245H93V244H92ZM192 245H193V244H192ZM214 245H217V246H218V243H215ZM220 245H221V244H220ZM223 245H226V242L223 243ZM232 245H234V244H232ZM244 245H245V244H244ZM247 245H249V244H247ZM256 245H257V244H256ZM256 245H254V246L256 247ZM258 245H257V246H258ZM262 245H263V243L261 244V246H262ZM10 246H11V245H9L8 247H10ZM53 246H54V245H53ZM56 246H57V244H56ZM60 246H61V245H60ZM60 246H58V247H60ZM190 246H191V245H190ZM242 246H243V244H242ZM250 246H248V247L246 246L247 249H249ZM8 247H7V248H8ZM13 247H15V249H16V245H14ZM17 247H18V246H17ZM63 247H64V246H63ZM187 247H189V246H187ZM196 247H198V246L196 245ZM203 247H204V248H207V245H206V246L203 245ZM210 247H211V246H210ZM213 247H214V246H213ZM221 247H222V246H221ZM224 247H225V246H224ZM227 247H228V246H227ZM227 247H226V248H227ZM232 247H233V246H232ZM232 247H229V248L231 249ZM235 247H236V245H235ZM255 247H254L253 249H255ZM262 247H264V246H262ZM2 248H3V247H2ZM7 248L5 247V249H7ZM22 248H24V246H22ZM22 248H21V246H20V249H18L19 252H21V253H23V252H22V251H23ZM25 248L27 249V247H25ZM25 248H24V250H25ZM47 248H49V247H47ZM47 248H46V249H47ZM60 248H61V247H60ZM60 248H59V250H60ZM190 248H192V247H190ZM190 248H188V249H190ZM211 248H212V247H211ZM215 248H216V246H215ZM229 248H227V249H229ZM241 248H242V247H241ZM36 249H38V247H37ZM39 249H40V247H39ZM44 249H45V248H44ZM57 249H58V248H57ZM90 249H91V248H90ZM192 249H193V248H192ZM199 249H200V248H199ZM216 249H217V248H216ZM222 249H223V247H222ZM222 249L219 248L218 250H222ZM230 249H229V250H230ZM244 249H245V248H244ZM250 249H252V248H250ZM256 249H258V247H257ZM256 249H255V250H256ZM259 249L261 250V248H259ZM262 249H263V248H262ZM9 250H11V249L9 248ZM13 250H14V249H13ZM13 250H12V253H14ZM20 250H22V251H20ZM29 250L31 251V249H29ZM41 250H42V249H41ZM62 250H63V249H61V251H62ZM87 250H88V249H87ZM92 250H93V249H92ZM182 250H183V249H182ZM186 250H187V248H186ZM193 250H194V249H193ZM196 250H197V249H196ZM208 250H209V249H208ZM223 250H224V249H223ZM225 250H226V249H225ZM225 250H224V252H225ZM229 250H228V251H229ZM240 250L243 251L242 249H240ZM263 250H264V249H263ZM1 251H2V250H1ZM30 251H29V252H30ZM53 251H54V250H53ZM61 251H60V252H61ZM89 251H90V250H89ZM179 251H180V250H179ZM197 251H198V250H197ZM201 251H202L203 253L205 252V250H204V251L201 250ZM206 251H207V250H206ZM210 251H211V249H210ZM210 251H209V254L212 253V252H210ZM212 251H215V249L212 250ZM233 251H235V250H233ZM241 251H240V252H241ZM249 251H250V250H249ZM3 252H4V251H3ZM7 252H8V251H6V255H7ZM16 252H17V251H16ZM16 252H15V253H16ZM19 252H17V257H20V258H21V256H18V253H19ZM25 252H27V251L25 250ZM33 252H34V251H33ZM51 252H52V251H51ZM186 252H187V251H186ZM198 252H200V251H198ZM236 252H237V248H236ZM250 252H251V251H250ZM253 252H254V251H253ZM256 252H257V251H256ZM256 252H254V255L257 254ZM258 252H260V251H258ZM52 253H54V252H52ZM56 253H57V252H55L54 255H55ZM76 253H77V251H76ZM76 253H74V254H76ZM78 253H79V252H78ZM177 253H178V252H177ZM179 253H180V252H179ZM181 253H182V252H181ZM205 253H206V252H205ZM207 253H208V251H207ZM207 253H206V254H207ZM214 253H215V252H214ZM216 253H217V252H216ZM216 253H215V254H216ZM244 253H245V252H244ZM244 253H240V255H243ZM246 253H248V251H246ZM1 254H2V252H1ZM28 254H29V253H28ZM28 254H25L26 257L28 256ZM58 254H59V255L61 254L62 256L64 255L63 257H64V258H67V257H65V254H64V253H59V251H58ZM82 254H83V253H82ZM156 254H157V253H156ZM156 254H155V255H156ZM170 254H174V253H170ZM183 254H185V253H183ZM191 254H192V253H191ZM195 254H196V253H195ZM200 254H201V253H200ZM206 254H205V255H206ZM209 254H207V255H209ZM232 254H233V253H232ZM248 254H249V253H248ZM248 254H246V255H248ZM6 255H4V256H6ZM9 255H10V252H9ZM19 255H20V254H19ZM29 255H30V254H29ZM49 255H50V254H49ZM91 255H92V254H91ZM174 255H175V254H174ZM211 255H212V254H211ZM213 255H214V254H213ZM213 255H212V256H213ZM227 255H228V254H227ZM55 256H56V255H55ZM67 256H70V255H67ZM71 256H72V255H71ZM73 256L75 257V255H73ZM76 256H77V255H76ZM79 256H80V255H79ZM83 256H84V255H83ZM93 256H94V255H93ZM160 256H162V255H160ZM163 256H164V253H163ZM166 256L169 257L167 254H166ZM170 256H171V255H170ZM172 256H173V255H172ZM172 256H171V258H172ZM177 256H179V255H177ZM184 256H185V255H184ZM217 256H218V254H217ZM219 256H220V255H219ZM233 256H234V255H233ZM243 256L245 257V255H243ZM249 256H252V255L250 254ZM257 256H258V255H257ZM257 256H254V257H256L255 259H256V260H260V261H262L261 259H262L263 257L257 259ZM12 257H13V256H12ZM23 257H24V253H23ZM49 257H50V256H49ZM58 257H59V256H58ZM58 257H57V258H58ZM63 257H61V258H63ZM156 257H157V256H156ZM197 257H198V255H197ZM208 257H209V256H207V258H208ZM210 257H211V256H210ZM210 257L208 258L209 260L211 259ZM213 257H215V256H213ZM220 257H221V256H220ZM237 257H238V256H237ZM252 257H253V256H252ZM260 257H261V256H260ZM1 258H3V257H1ZM15 258H16V256H14L13 259H15ZM29 258H30V256H29ZM31 258H32V257H31ZM61 258H60V259H57V262H58V260H61V261H62ZM68 258H70V257H68ZM75 258H76V257H75ZM75 258H74V261H75ZM86 258H87V257H86ZM86 258H84V259H86ZM157 258H159V255H158ZM180 258L182 259L183 257H180ZM187 258H188V257H187V255H186V259H187ZM190 258H192V256H191ZM202 258H203V257H202ZM204 258H206V257H204ZM204 258H203V259H204ZM238 258H239V257H238ZM247 258H248V256H247ZM249 258H251V257H249ZM6 259H7V258H6ZM9 259H11L10 256H9ZM21 259H22V258H21ZM32 259H33V258H32ZM49 259H50V258H49ZM94 259H95V258H94ZM184 259H185V258H184ZM194 259H195V258H194ZM216 259H217V257H216ZM219 259H220V258H219ZM228 259H229V257H228ZM233 259H234V257H233ZM242 259H243V258H242ZM242 259H240V260H242ZM244 259H246V258H244ZM253 259H254V258H253ZM3 260H4V259H3ZM15 260H16V259H15ZM17 260H18V259H17ZM54 260H56V259H54ZM67 260H68V261H66L67 263H66L64 260H63L64 262H62V263H63V264H68V263L70 262V260H69V259H67ZM81 260H82V259H81ZM92 260H93V259H92ZM107 260H108V258H107ZM112 260H114V259H112ZM164 260H165V259H163V262H165ZM182 260H183V259H182ZM187 260H188V259H187ZM189 260H190V259H189ZM213 260H214V263H215V259H214V258H213ZM221 260H222V259H221ZM221 260H219V261L216 260V261H217V262H220ZM6 261H7V260H6ZM11 261H12V260H11ZM13 261H14V260H13ZM13 261H12V262H13ZM28 261H29V263L32 262L31 260H28ZM30 261H31V262H30ZM61 261H60V263H61ZM72 261H73V260H72ZM78 261L80 262V260H78ZM84 261H85V260H84ZM84 261L81 262V263L83 264ZM86 261H87V259H86ZM108 261H109V260H108ZM110 261H111V260H110ZM166 261H167V259H166ZM191 261H192V259H191ZM194 261H195V260H193V262H194ZM197 261H198V260H197ZM200 261H201V260H200ZM223 261H224V260H223ZM229 261H230V260H229ZM244 261H245V260H243V263H245ZM249 261L251 262V259H250ZM252 261L254 262V260H252ZM51 262H53V261H51ZM88 262H89V261H88ZM113 262H114V261H113ZM177 262H178V261H177ZM184 262H185V261H184ZM187 262H188V261H186V263H187ZM193 262H191V263H193ZM201 262H203V261H201ZM201 262H200L199 264H201ZM211 262H213V261H211ZM211 262L208 261V263H207V262H206V263H207V264H209V263L212 264ZM225 262H226V261H225ZM230 262H231V261H230ZM233 262H234V261H233ZM246 262H247V260H246ZM5 263H6V262H5ZM5 263H4V264H5ZM16 263H17V262H16ZM18 263H19V262H18ZM21 263H22V262H21ZM27 263H28V262H27ZM27 263H26V264H27ZM48 263H49V262H48ZM58 263H59V262H58ZM62 263H61V264H62ZM73 263H75V262H73ZM114 263H115V262H114ZM168 263H169V262H168ZM188 263H190V262H188ZM188 263H187V264H188ZM206 263H205V264H206ZM222 263H223V262H222ZM227 263H228V262H227ZM239 263L241 264V261L238 262V264H239ZM247 263H248V262H247ZM247 263H246V264H247ZM263 263H264V260H263ZM6 264H7V263H6ZM35 264H37V263L35 262ZM53 264H54V262H53ZM55 264H57V263L55 262ZM75 264H76V263H75ZM78 264H79V263H78ZM95 264H96V263H95ZM112 264H113V263H112ZM115 264H116V263H115ZM174 264H175V263H174ZM203 264H204V263H203ZM217 264H218V263H217ZM228 264H229V263H228ZM231 264H233V263H231ZM236 264H237V263H236ZM250 264H251V263H250ZM252 264H253V263H252Z\"/></svg>", "mask_w": 264, "mask_h": 264}]
</instances>
